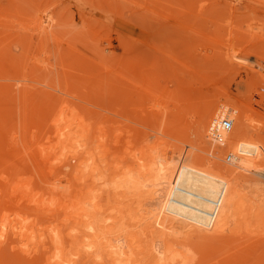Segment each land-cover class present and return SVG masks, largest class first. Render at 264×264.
<instances>
[{
    "label": "rangeland",
    "instance_id": "rangeland-1",
    "mask_svg": "<svg viewBox=\"0 0 264 264\" xmlns=\"http://www.w3.org/2000/svg\"><path fill=\"white\" fill-rule=\"evenodd\" d=\"M12 1H14V0H12ZM12 1L11 0H8V1L7 0H0V9H1L0 11L2 12L0 14L4 18L5 13H7V11H8L7 14H9L10 17L6 14L8 17L4 18V20L7 21V20L11 19L9 21V23L6 22L7 24H10L11 26H9L7 24L4 25L5 24V21H4V24L0 22L1 23L0 24V157L1 158H4V161L7 160V163L6 164L10 163L9 161H16V160L19 161L21 159L22 160H25V162H26V159L31 162V158L28 159L29 156H28V153L26 152V146L27 145H28V148L30 146L32 148V149L30 148V150L33 151V149L35 150L36 145H39L41 143H44L45 144L46 142H48V136H49V139L51 138L50 139V142H52L51 141L52 138L53 139L56 138L55 137L56 135H53V133L55 132L53 129L54 128L58 129V125H55L54 124L55 119L56 120L61 119V118H59L60 115L59 116L57 115L58 119L57 118H55V119L53 118L54 121L52 120V117H54V115H56L58 111L60 113L61 110H62V113H63V111H65L64 113L66 115L68 113H70L71 114L70 116H72V114H73L72 120H74V117L77 116V114L79 116L80 115L79 113H81L82 115L84 113L87 116L90 113L93 117L95 116L96 119H98L97 117H99V120H100L101 119V117H100L101 115L99 114V112H102V116H103L104 119L102 118L100 121L98 120L97 123L98 122H100V123L102 122L103 123V120H104V123H105L106 122L105 120H110V119H105L106 117L108 118L109 116L110 117H113L114 116L113 117L114 119L111 118L112 119V122L110 120V121L106 122L107 124H104L103 123L104 126L109 125V128L112 129L114 127L113 126V124H114L113 121L117 117V115H114L113 112H115V110L118 109V107H119L118 105L120 103L122 104L123 99H124L123 98L122 101L120 102L119 101V97L118 98H115V99H118V102H119L118 105H116L117 103L115 104V101L113 102V100L111 99V98H114L116 96L115 95L113 97V95H111V94H115V93H111V91H108V92L106 91V90H108L109 87H110L109 90H112L113 86L115 84H118L116 82L113 83L115 81L114 79H116V78H114V75L115 74L117 75V73H118L116 70H115L116 72L113 71L114 68L116 69V66L115 65H117V63H118V60H116V59H118V58H122L123 61H130L133 66L136 65V64H139L137 66H140V64H141L142 65L141 66L142 68L145 67L143 70H140V67H139V70H140V73L139 74L140 75H141V73L143 74V71L146 68H147V72H148V70L152 67L151 68V70L153 69L152 73H154V69L157 70L158 68L159 69H162L163 68L162 71H163V74H165V77H164L163 74L160 75L162 77H160L159 74H157L156 76H157V78H159L158 79L159 82L158 81L157 82L159 84H157L156 82H154V83H156L155 86H154V83H152V85H153V88L152 89H154V91H151V87L148 88L150 90V92H152V94H154V97L155 98L153 97V99H152V97L150 99H147V96L144 95V93H145L144 92L145 91L144 89H143L144 90L143 91L144 93L141 92L142 91L141 89L139 90V88H141V87L144 86V82L145 81L142 83L143 86H142V84H138V82L143 81L142 78L144 76L142 75L143 77H141L140 80H139V77H138V80L136 79L138 82H135V83H137L141 87L140 86L137 87L138 85H136L135 87L138 88V90L134 86L133 87L137 91L140 92V93L138 92L139 93V96H141V93H143V96L144 97L146 96L145 98L147 99V101H145L146 99H144V101L143 100H141V101L139 100L140 102L138 101V99H141V98L138 97V95H136V93H137L136 90L135 91L130 90V89H132V87H131L132 85L131 86L130 85L128 86V83L130 81L127 82V83H125L126 80H127L126 77H125V82L124 83L120 81L122 83L121 85L124 86V84H126L125 86H127V87H124L125 90H126V88H128V91L130 90V92H127V94L128 93H131V91L135 92L134 97L136 96L137 98L135 99L133 97V99H135V101L137 100V103H136L137 105L134 102H132L133 105H131L132 104L131 103V100H133V99H129L128 100V95L125 92H123V93H125V94H123L120 91V94H121L120 97H122V94L123 95H126L125 98L127 99V101H129L127 103V109L128 110H131L132 109L131 112H133V115H132L133 117H131V116L130 117H131V119L133 118L132 119L133 121L130 120V118H127L129 116L128 115H125V114L124 115L128 119L127 121L124 120V119H126L125 117L124 118L117 117L116 120L119 118V119H123V121L121 123H125V121H126V123L129 124L128 122H130L131 123V126L129 128H131L133 130H135L134 128H136V127L139 128V129L142 127V129H141L142 132L141 133H143V131H147V132H150V131L152 132L153 131V133H151V135H150V133H148L150 136L146 133L151 139L154 138V136L152 134H155V135L157 134L156 139H158V141H159L158 136L160 137V140L162 139V136H163V139L165 140V142L167 141L166 139H170V141H174L176 143L178 142L177 144L182 143V145L179 144L180 146L179 147H176V145L173 144L174 142H171V145L176 147V148L175 147H171V148H174L175 150H177V148H178V150L182 154V156H184L185 153H188L189 154L190 151H193V150H190V146H191V143H192V139L194 140V134L192 132V130L194 128L192 129V127L190 125H192V126L195 125V121H196L195 118H197V115H199V117H200V112H201L200 111V109H201L200 107H203V106H200V105L206 104V103H203V101L206 102V100L208 101V99L212 100V96L209 97V95L212 94V93L209 94V92H211L210 90L213 88L212 85H209V87L208 86H204V87L198 88V89H200V91H202V90L206 91V92H204V91L203 92H200L199 90H197V93L198 94L196 93V91H194V90H192L190 88H193L191 86L195 82L199 81L203 77V74H205L204 72H207L210 69H211V71L214 69V71L212 72L213 73V76L215 75L214 77H216V80L217 79L219 81L222 80L221 82H223V84L226 83L227 86L225 84L224 85L227 88L231 84L232 87H229V88L230 89L232 88L234 91H232V89L229 90V88H228V90L231 92L230 94L233 97V99L236 98L237 100H241L249 108H252L253 111H251V109H250V113L252 112L251 115H252L253 118H251V119H253V120L250 119V121H252V122L249 121V123H251V127L252 126H255V127L258 128V126H261L260 124H262V122H264V65H262V63H264V0H41V2L39 4L35 5L36 8H37V6H40V9H41V12H40V14L38 16V17H40L39 18V22L41 24H43L44 26L47 27V34H43L41 36H40V33L37 30H35L34 25H32V22L33 21H32V18H31L32 16L35 15V13H36V11H37L38 8L37 9L36 8L34 9V5L33 6L31 5L32 7H30V5L27 4L28 7H30V9H28L29 10L28 11L27 8H26L27 5L23 8V6H24L23 5L24 3H22L23 0H21V3L18 2V1H20V0H18L17 1V5L21 7V8H19V7L18 8L20 9V11L22 9V12H18V9L15 10V11H13L12 8L13 9L14 8L16 9L17 5H15L16 4L15 1L13 2V4H14L13 5L12 4ZM48 1L51 4H46L45 5V3H48ZM8 4H12V5H10L11 7H9ZM41 4H42V6H41ZM3 8H5L6 10H4ZM10 8H11V10H10ZM25 8H26V10L24 11L23 9H25ZM33 10H35V13L34 14H33V12H31ZM9 11H10L11 15H10ZM16 11H17V13H15ZM23 11L26 13V15L25 14H22L21 16H25L24 18H27L28 20L27 19H24L23 17L20 16V13H24ZM3 12H5V13H3ZM31 14H32V16H31ZM27 15L28 16L30 15L31 17L29 16L30 17L29 18V17H27ZM17 16H19L20 18L17 17ZM142 17L145 18V19L147 18V19L144 20ZM3 18L0 16V20L1 21L3 20ZM6 30H8V31H6ZM2 32H4V33H2ZM144 53H145V55L147 54V58L148 59H146L145 56H144V59H146V60H143L142 59L143 56H141V61L138 60L137 58H140V55H142V54L144 55ZM191 54H192V56H190ZM184 56L186 57V59H185ZM227 56H229L231 58V61H232V62L230 61L231 62V65L229 64L230 62L228 61L229 59L227 58ZM183 57H184V59L182 60ZM105 58H107V59H105ZM101 60H105V61H101ZM186 62H187L188 65L186 64ZM225 62H228V63H225ZM134 63H136V64H134ZM92 64H96L99 67L100 70L98 69V67H96V65H92ZM232 64L235 65V66H232ZM237 64H238V69L236 68V65ZM172 65H174L175 68H173ZM178 65H179V67H178ZM180 65L183 67L182 72H181V70L178 69V68H180ZM191 65H194V67L191 66ZM220 65H222V67ZM92 66H94V67H92ZM110 66H112L114 68H112ZM219 66H220V68H219ZM166 67H168V68H166ZM184 67H185V71L186 72L184 71ZM196 67H197V69H196ZM198 67H199L200 70L198 69ZM231 67L232 68L235 67L236 70H239L237 72V75H236V72H234V71H236V70H234L235 68L232 69ZM240 67L242 68V70H240L241 69ZM105 68H107V69H105ZM194 68H195V70H194ZM221 68H222V70H225V71H223V74L226 72L224 74V76H223V74L220 73V75H219V73H218V72H220L219 70ZM134 69H136V68H133V70ZM86 70H89V71H86ZM176 70L177 71H180L181 75H180L179 72H176ZM164 71H167L168 73L167 72H164ZM199 71H201V72H199ZM211 71H210V74H211ZM114 72H115V74H114ZM147 72L144 71V73H145L144 75H146ZM111 73H113V75ZM149 73H150V71H149ZM157 73H160V72H157ZM85 74H88V76L85 75ZM94 74H96L95 75L96 76L95 78H96L97 81L95 80L94 76L92 77V75H94ZM100 74L104 77L103 79H101L102 76ZM106 74L107 75H110V76H113V77H108L110 79V80H108ZM131 74H132V72H131ZM185 74H188V76H185ZM206 74H208V73H206ZM89 75H90L91 78L89 77ZM136 75H135V78H137ZM140 75H137V76H140ZM118 76L119 75H117L116 77L117 78H120ZM147 76L148 75H146V77ZM154 76H155V73H154ZM168 76H169V78H168ZM70 77H71V79H70ZM98 77H99V79H101L100 81H98V79H97ZM132 77L133 76H130L129 78L131 79ZM146 77H144V79ZM149 77H150V74H149ZM171 77H172V80H171ZM175 77H176V79H175ZM67 78H68V80H67ZM72 78H74V79H72ZM105 78H107V79H105ZM122 78H124V76ZM187 78H189V79H187ZM78 79H80V83H78V81H79ZM195 79H197V81H195ZM88 80H89L90 83L88 82ZM133 80L135 81V79H133ZM151 80H153V78ZM189 80L193 81L192 82V85H190L191 82ZM116 81L119 82V80H116ZM148 81H150V80H148ZM162 81H163V84L165 86L162 84ZM170 81H172L173 83L170 82ZM186 81H189V82H186ZM67 82H68V84H67ZM107 82H109L108 83L109 86L107 85V87H106ZM185 82L186 83H189V84H186ZM94 83H95V85H94ZM110 83H112L113 85L112 84L110 85ZM78 84H80L81 86L78 85ZM101 84H103V85L105 84V85L102 86ZM129 84H133L134 85V83H129ZM148 84H151V83H148ZM148 84H146V85L148 86ZM161 84H162V86H161ZM203 84H204V82H203ZM89 85H91V86L93 85L92 86L93 88L91 86H89ZM173 85H175V86H173ZM177 85H178V88L181 89V90H179L176 87ZM94 86H95V88H94ZM96 86H98L100 89L98 87H96ZM116 86L117 85H115V87ZM157 86H158V88H160V90H158V92L156 93L157 90L155 88ZM163 86H164V88H163ZM170 86H171L172 89L175 87L173 89V92H171L172 89L170 88ZM167 87H168V89H167ZM89 88L92 89V90H89ZM96 88H98V90L99 91L101 90V91L99 92ZM119 88H121L120 85H119ZM119 88H117L118 89L116 91L117 93H119ZM145 88H147V87H145ZM182 88H184V89H182ZM102 89H106V90H104L105 92H103L104 94H102ZM148 89H146V90H148ZM164 89L168 90V92L166 90H164ZM94 90H96L97 93ZM120 90H122V89H120ZM81 92H83V93H81ZM133 92H132V95H133ZM199 92H200V94H199ZM94 93H96V94H94ZM105 93H106V95H105ZM176 93H178V95ZM152 94L149 95V96H153ZM206 94H209V95L205 97ZM129 95H130L129 97H132L131 94H129ZM169 95H170V98H173L175 101H173V99L171 100L169 98ZM176 95H177V99L175 98ZM159 96H160V98H159ZM191 96H193L194 98L192 99ZM179 97L182 98V99H180ZM204 97L207 98V99H205ZM88 98L89 99L91 98L90 99V102L88 101L89 100ZM108 98H110V100L112 102ZM178 98H179V100H178ZM213 98H215V97H213ZM151 99H152L153 103H154V101H156L155 102L156 104L151 103V101H150ZM156 99H158L159 102ZM103 100H105L107 102L104 103L105 101H103ZM170 100H171V102H170ZM181 100H183L182 101L183 103L181 102ZM189 100H191V101H189ZM97 101H100V102L102 101L101 104L103 105V103H104L105 106L104 105L103 106L99 105L100 103L97 104ZM229 101H231V100H228L227 103L230 104ZM92 102H93V104H92ZM73 103H75V105ZM94 103H96L98 106L95 105ZM112 103L115 104V109H114V106H113L114 104H112ZM125 103H126V101L123 104H125ZM139 103H141V106H140ZM143 103H145L144 104L145 106L142 105ZM179 103H180V105H182L181 106L182 108L179 107L180 105L179 106L177 105ZM191 103L193 105L194 104L195 105L197 104L200 109L197 107V105L196 106L195 105L193 106V105H191ZM107 104L109 105V108L107 107L108 106ZM129 104H130V107L133 106L132 108L129 107L130 109L128 108V105ZM157 104H160V107L159 108L157 107L158 106ZM161 104H163L162 105L163 108L167 104L164 112L162 111L163 109L161 107ZM231 104H232V101H231ZM82 105L85 106V109L83 108ZM110 105H112L113 107L110 106ZM125 105H123L121 107H123L126 111H128L124 107ZM154 105H156L157 110H159V111L161 110L162 111L160 113H163L164 114V115L162 114L160 116L162 118L164 117L163 119L158 117L159 116V111L157 112L156 107L154 108ZM87 106H88V108H86ZM116 106H117V108H116ZM192 106L194 108L195 107L196 108L193 110ZM110 107H112V108H110ZM141 107H144L145 109L144 108H141ZM146 107H147V109H150V107H151V109H153V108L154 109L153 110L150 109L151 110L150 111V110H146ZM185 107L188 110H189V108H190V110L192 109L191 110L192 113L190 112L191 113L190 114L188 112V110H186L187 112L185 111V113H184L182 110H185L184 109ZM74 108H76V109H74ZM81 108H83L82 110L84 112H81ZM139 108L144 109V110L141 111V109L139 110ZM170 108H171V110H170ZM97 109L99 111H97ZM106 109H108V110L110 109V110L108 111ZM121 109L119 107V111ZM135 110H137V113H138L137 115L139 117L138 116L136 117V115H134V114H136V111ZM167 110H168V112L171 111V113L167 114L168 112H165ZM172 110L174 111V113H178L177 114L178 122H177L176 118L173 119L174 117H176V115L174 113H172L173 112ZM197 110L200 111V112H198ZM116 111H118V110H116ZM124 111H122V112H124ZM147 111H148L149 114L146 113ZM104 112L107 113V114H105ZM140 112H142V113H140ZM64 113L62 114V115H64L63 117H66L67 118V116L69 114L66 116ZM125 113L127 114L128 112H125ZM129 114H131V113H129ZM140 114H141V116L143 114H146V116L143 115V116H145L144 119H143V116H142L141 122H143V123H141V122L138 123V121H140V119H141ZM150 114H151V117L149 119L148 116H150ZM173 114L175 115L174 117H173ZM179 114H181V115L185 114L186 117L187 116L188 117L186 118L183 115L184 116L183 117V121L180 122L179 119L181 118L180 117L181 115L179 116ZM195 114H196V116H195ZM96 115H98V116H96ZM169 115H171V116H169ZM78 116H77V118L75 117V119L78 120V118L81 115L79 117ZM60 117H62V116H60ZM84 117L85 116H83V118ZM154 117L155 118L158 117L160 120L158 118L157 119H153ZM66 118H63V119L66 120ZM81 118H82V116H81ZM87 118H85L86 121L88 120ZM151 118L153 120H155L154 122L152 121V124H151V120H152ZM168 118H170V119H168ZM171 119H173L175 121H173V120L171 121ZM192 119H193V121L190 122ZM197 119H199V118H197ZM65 120H63L62 122H64ZM67 120H68V118H67ZM69 120H71V117L69 118ZM72 120H71V123H73ZM77 120L75 121V123L77 122ZM82 120H84V119H82ZM89 120L92 121V122H94L93 119L91 120V118ZM118 120H117V123H119V124H116L115 123V125H116L115 127L116 128H117V125L119 126L121 124L120 123L121 120L119 122H118ZM136 120H137V122H136ZM156 120H157V122H159L161 120H164V121H162V123L164 125H162L160 122H159L160 123V125H159V123H157ZM167 120L168 121L170 120L169 121L170 123ZM180 120H182V119H180ZM66 121H65V124H66ZM80 121L78 120V124L81 123ZM86 121L85 120L83 121L84 122L83 125H85V123L88 125V123ZM144 122H146V123H144ZM164 122H166V124ZM174 122L176 124H174ZM186 122L187 123L190 122V124L189 123L187 124ZM67 123H68V121H67ZM71 123H68V124H71ZM75 123L71 124L72 126L71 125L70 126L73 127V125ZM97 123H96V125H97ZM111 123H112V126H111ZM136 123H138V124H136ZM149 123L151 124V126H148ZM156 123H157L158 126L153 125V124H156ZM168 123H169V126L171 128L167 127L168 126ZM171 123H173L175 126L173 124H171ZM61 124L63 125V123H61ZM139 124H141V125H139ZM144 124H145L146 127H144ZM83 125H80L79 124V126H82V127H84L86 129L87 127H85ZM165 125H167V126L165 127ZM61 126L59 124V128L62 130L64 128V125L62 126L63 128ZM94 126H95V123H94ZM163 126H164V130H163ZM185 126H187V127L189 126L188 127L189 129L186 128ZM249 126H250V124H249ZM100 127L101 126H99L98 130H95V128H94V133L93 134H95V132H97L96 135L99 134L98 131H100ZM115 127L113 129H116ZM124 127H128V126L124 125ZM151 127L152 128L157 127L156 129H158V127H159V130H157V131H156V129H154L155 131L154 130H151L152 129ZM92 128L90 127V129H92ZM107 128L108 127H105L104 129H107ZM167 128H169V129H167ZM60 129H58V130H60ZM65 129H67V131L70 130L69 128H66L65 127L63 129V131ZM88 129H89V127H88ZM104 129H103V131H104ZM143 129H145V130H143ZM160 129H162L166 134L164 133V135H161V134H163V132L161 134L158 133V131L159 132L162 131V130L160 131ZM45 130L47 132L46 135H45ZM71 130H73V128H71ZM78 130L79 129H77L76 132H78ZM80 131H79L78 134L76 132L75 133L77 135L83 133V132L80 133ZM90 131H92V130H90ZM103 131L102 132L100 131L101 134H104L105 133ZM105 131L109 132L111 130H105ZM113 131L114 130H112V132ZM122 131L125 132V130H122ZM130 131L131 130H129V132ZM177 131H179V133ZM184 131L186 132V135H188V136L184 135V133H185ZM49 132L54 137L51 134H49ZM134 132H136V131H134ZM114 133L116 134L115 131H114ZM125 133L128 134V132H125ZM169 133H171V135H173V137L170 136L171 137L170 138L169 136H167V135H170ZM176 133H178V134H176ZM54 134H57V133H54ZM93 134H92V136L94 137ZM108 134L109 133H107V135ZM129 134H131V133H129ZM139 134H140L139 132L138 133H135V135H138L139 137H140V135L141 136L143 135V134H140V135ZM144 134H145V132H144ZM44 135H45V137H44ZM50 135L52 137H50ZM96 135H95V137H96ZM107 135L105 134L103 137L101 135H98V136L101 137V138H103L104 140L105 139H108L109 140L111 138L112 134H109V136H110L109 138L107 137ZM89 136H90V132H89ZM98 136H97V139L96 138H93V137H90V138L96 139V140H94V142H91V143H90V141H92L93 139L91 140L89 138L90 141H88V138H87V140H85V142H84V141H82L83 138H82V140H80L81 138H79V140L82 141V142H80V144L81 143L82 144L83 143L87 144L86 141H88L90 143V145H89L90 149L89 150L93 151L94 147H96V146L98 147V144H95V142H99L100 141V140H98L99 139ZM123 136H124V133H123L122 137ZM151 136H153V137H151ZM104 137H106V138H104ZM133 137L135 138V136H133ZM164 137H166V138H164ZM191 137H192V139H191ZM112 138H113V136H112ZM126 138H129L130 139L132 137L131 136L128 137V135H126ZM134 138H132V139H134ZM143 138H142V140L141 139L140 140L143 141ZM146 138H147V136L145 137V139ZM173 138H174V140H173ZM177 138H182V139L176 140ZM186 138L187 139L189 138V139L187 140ZM103 139H101V141ZM156 139H155V141L154 140L153 141L156 142L157 141ZM36 140L38 142H41V143L38 144V142H37L35 144L34 142H36ZM40 140H42V141H40ZM112 140L115 141L114 138ZM112 140L110 139V141H109V142H111L110 144H112ZM134 140H131V141L133 142ZM136 140H138V141H136ZM136 140L135 141L138 142V146L141 145V147L139 146L140 147L139 149H141L142 146H143V149H141V150H144L145 152L148 151L147 153H145V156L146 157L143 159V161L141 160L142 162H144L145 160H147L149 158L147 156L150 155L149 152H150V149L152 150L153 145H154V147H153V150L152 151H153V153H155L154 151H156V149L154 150V148H157L163 142L162 140H161V143H159L157 141L156 143L158 145H156L154 142H152L153 145L150 144L149 145V148H148V143H149L150 140L148 139L149 141H147V139H146V141L148 143L146 141H144V143L145 142L147 143V148H144V145L145 144H143V142L140 143L139 138L136 139ZM186 140H187V142H186ZM190 140H191V142H190ZM183 141H185L186 143L184 144ZM53 142H57V139H55ZM103 142H105V141H103ZM109 142H107V143L105 142V145L102 144L103 147L101 149H98V150L96 149L97 151H100V153H101V154L100 153L98 154L99 157L100 156L102 157V158L100 157V160L101 161L103 159H105V156H106L105 161L109 157V154L108 153H106L108 156L106 154H103L106 151L105 152H101V151H104V150H108L109 149V146H110ZM132 142H130V143H132ZM136 142L135 143L133 142V145L136 144ZM32 143H34L35 146L32 145ZM168 143L170 144V142H168ZM24 144L26 145L25 147H24ZM46 144H48V143H46ZM78 144H79V142H78ZM91 144H94V146L91 145ZM108 144H109V146H108ZM187 144H189V148H187L188 147ZM136 145H135V147L137 148L138 146H136ZM166 145L167 144L161 145V146H159V148L161 149L162 146H165L163 148V149H165L166 148ZM40 146H42V145H40ZM46 146H43V147H45V149H46ZM100 146L101 145H99V147ZM105 146L108 147V149H105L106 148ZM183 146H184V148H182ZM89 147L87 146V150H88ZM114 147L116 149V146H114ZM77 148H79V147L77 146ZM111 148H113L112 145L110 146V149L109 150H111ZM133 148H132V152L131 153L129 152L128 154L131 155L134 152L133 150H135V153L138 152L137 154H140L139 152L142 153V151H139L138 148L137 149L136 148L133 149ZM159 148H157V149H159ZM192 148H193V144L191 146V149ZM115 149L114 150H111V151H113V152L114 151H117ZM117 149H118V146H117ZM124 149L125 148H123L122 150H124ZM128 149H129V147H128ZM146 149H149V150H146ZM188 149H189V152H187ZM185 150H187V151H185ZM50 151L52 152V150H50ZM57 151L59 152L58 149H56V151H53L52 152V155L53 156L57 155ZM88 151H87V153L88 154H91ZM128 151H131V150L129 149V150H127V152ZM33 152H35V153H33ZM33 152L32 153L34 155H33L32 160L34 161L36 159V157L39 158V156H38L39 155V152L37 153V149L35 151H33ZM96 152H94V153H96ZM157 152H158V150H157ZM228 152H226V154ZM135 153L133 155H136ZM153 153H152V155H153ZM156 153L154 154V161L155 162H158V160L160 159V154L158 153L159 155H157V157H158L157 158L155 156ZM88 154L85 153V155H87V157H89ZM102 154H103L104 157L102 156ZM128 154H127V156H128ZM142 154H144V152ZM146 154H148V155H146ZM111 155H112V153H111ZM114 155L116 156V153ZM140 155H139V157H137V159H136L137 161H140V158H141ZM58 156H59V154L57 156H55V157L58 158ZM95 156H96V154H95ZM95 156H93V159L95 158ZM112 156H110V159L111 160L112 159H115L114 158L115 156H113V158H112ZM129 156H128V158L130 160V157ZM161 156H162V153H161ZM55 157L54 158L53 157H50V158H53V159H51V160H53V162H54V159H56ZM132 157H133L132 159L135 158L134 156H132ZM18 158H20V159H18ZM38 158L35 160L34 163L33 162L31 163V166H30L31 169L29 168V166L27 165V163L25 164V167H23L24 166V163L23 162H17V161L15 162L16 164H18V166H20L22 164V167L20 166V169H19L23 173V177H21V179L27 180L29 177H32V181L35 182L36 181L35 180L36 177H38L36 175H40L39 172L43 173V175L41 174L40 177L42 176L41 178H43V179L45 178L46 181L43 180V179H40V178H39L40 179V181H39V179L37 178L38 181H36V182H38V183H35L33 185V186H35V185L37 186L38 185L37 188H40L41 187L40 188L41 190L38 189V193L37 194L38 195L40 194V197L41 198H44V196H45V198H47L46 197L47 194H48L47 196L49 197V195H51L50 193H54L55 192V195L56 194H59V195L56 197L54 194H52L51 196L56 197L59 203L57 202L56 198L54 199L52 197L55 200L54 201V204H55V202L57 203V204H55L53 206H57L58 204L60 206L61 203L62 204L64 203L65 207H64V205H62V207L64 208V210H66V209L69 210L70 208L67 207L68 206L67 204L70 203V200L73 201V198H72L73 195L72 194L75 193L74 186H75V184H77L76 187L79 186L80 184L78 185V182L80 183V181L78 179H76V178H74V179L72 178V180H70L71 178H69V179L67 178L68 180H66L61 175V173H59L60 170H58V169H61V165H59V164L57 165V171H59V172H57V171L56 172H53L54 175H55V177H54L53 173L49 171L48 166H46L47 163H48V161H47L46 164L44 163V161L41 163L39 161V160H41V158L40 159H38ZM60 158H63L62 160H64V157H60L59 156V158H58L59 161L61 160ZM138 158H139V160H138ZM95 159L93 161H96ZM110 159H109V161H110ZM132 159L130 160V162H132V163L129 162L128 164L129 165L133 164V165H131L132 167L133 166H136L135 164L138 165L139 162L134 163L135 162L134 161L135 159L134 160H132ZM37 160L42 164V165H40V168H41V170H43V172L40 171V168L37 166V165H39V164H37ZM48 160H50V159H48ZM100 160L96 161V163H99ZM129 160H127V161H129ZM89 161H91V159ZM101 161H100L101 165L99 164L100 165L99 167L103 166V168H104V165H106L105 166L106 167L105 169L108 170V166L109 165L107 166V164H110L111 162L110 163L107 162V164H106L105 161L103 160V164L104 163L105 164L102 165V162ZM112 162H114V160ZM43 163H44V165H43ZM114 163H112V164H114ZM13 164H14V162H13ZM13 164H11V165L9 164V165L4 166V169H6L5 167H8V169H10L11 168L10 166H13ZM16 164H14L15 165V169H18V166L16 167ZM33 164H35V165H33ZM3 165L2 166L0 165V166L3 168ZM43 166H45L46 168H44ZM13 167H12V170L11 171L6 169L8 172H6V170L5 171L3 170L4 171L3 172L2 171V168L0 169V171H2V172H0V174L2 173V175H3V176L1 175L2 176L1 177V180L2 179L4 180V181H1L0 180V185L2 187V188L1 187L0 188L3 189V190H5V191H7V189H9L10 186H11V184L9 185V183L10 182L12 183L14 181V180L10 181V179L12 178V176L14 174L16 176V173L13 172V169H14ZM111 168H114V167L112 166ZM111 168H109V170ZM101 169H102V167H101ZM105 169H103V171L101 170V174L102 173L104 175L106 174L105 175V178L102 177L103 178L102 179L101 178V176H102L101 174H99V175L97 174L98 176H96V177L98 179L95 178L96 181L99 180L97 183H98V185L101 184L100 185L101 188L103 186H104L103 189L106 188L103 191V194H106L108 196V197L105 198V195H103L101 193L102 190L101 191L97 190L98 192H100V194L97 192L100 195V197H98V198L102 202V204H101L98 201V204H99L98 206L100 207V209L106 208V209L103 210L102 213L104 214V212H105L106 214H104V215L107 216V217H109L110 211H111L112 208L109 209L110 211L108 210V208L109 207H114L115 204L117 203L116 204V207H114L115 209H112V211H111V215L113 214V211H114V214H113L114 217H117V218H118V216L121 217L122 212H123V214L124 213L126 214V212H127L126 211V208L127 207H129L130 210H131V208L133 209V212L132 213H134V210L136 212H138L139 209H141L143 211H144V209L145 210H148L149 211V216H150L151 215L150 214L151 211L148 208L149 205H150V203H149V205L147 207L148 209H146V206H145L147 204H144L143 205L144 206V209H143V207H140L141 204H142V202L143 203L144 202L148 203L149 201L145 199L146 198L145 195H142L141 194V196H144V198L143 197L141 198L140 195H138V194H140L137 191L138 189L137 190L134 189V191H132V193L131 192L130 193L128 192L131 195H133L134 193H138L137 195L140 197V200H138L140 202V204H138V205H140V206H138V209L137 210H136V208H137L136 205H132V204H135V201L133 203V200L134 199L133 198H130V197H129L130 199H133V200H131V202L129 201V199H126L127 201H125L124 199L121 198L122 199L121 200L120 197L117 196L118 200L117 201L115 200L116 201V203H115V201H114L115 195H113L114 192H113V194H111V192H110L111 190L110 189H111V187L114 188V186H116V184L115 185L112 184L111 187L109 186V184H110L109 181L112 182V180L114 179V174L112 172L113 170H111V172H109V174H108V171L105 170ZM135 169H137V168H135ZM38 170H39V172H38ZM100 170H98V171L100 172ZM9 171L12 172V174H10ZM15 171L18 172V170H15ZM104 172H106V173H104ZM8 173H9V176L10 177L7 176ZM137 173L135 172L134 174H137ZM18 174H17V176H18ZM107 174L108 175L111 174L112 176L110 175V177H112V178H110V177L107 178V176H108ZM51 175H52V177H51ZM5 176L7 178H5ZM17 176H16V178H17ZM24 176L26 178L27 177L28 178L25 179ZM137 177L142 178L140 175L139 176L137 175ZM16 178H14V179L16 180ZM53 178H55V179H53ZM99 178H101V179H99ZM58 179L61 180V181H59ZM104 180L106 181V183L108 185V186L106 185V187H105V185L102 186V184L105 182ZM138 180H140V179H138ZM141 180L143 181V179H141ZM7 181H9V182L7 183ZM18 181H19V179H18ZM57 181H59L60 183L62 181L66 182V183H62V185H64V184L66 185L67 184V181H68V185H71L69 183H72V181L74 182L73 183L74 186L71 185L73 188L71 186H68V185H66V187H65L66 188V191H68V190L70 191L68 193V195H67V193L66 194L65 193L64 194H60L59 193V191H58L59 190L58 189L59 187L58 186H60V185L57 183ZM153 181H154L153 175H149V177H146V175H144V182L145 183H148L149 182L151 184ZM15 182H17V180ZM53 182H55V183H53ZM99 182H103V183H99ZM4 183H7L6 184L7 186ZM46 183H48V184H46ZM50 183H52V184H50ZM149 183H148V185H149ZM50 186H51V188H50ZM52 186L53 187H58V188H56V189L54 188L53 189ZM46 187L47 188L49 187L48 189H51V190L46 189ZM80 187H81V185L79 186V189H80ZM107 187H109V189ZM147 187L150 188L151 186L149 185ZM42 188H43V190H42ZM62 189L64 190V187H62ZM62 189H60V192L61 193H62V191H61ZM144 189L146 190V188H144ZM113 190H115V188ZM41 191H42V194L39 193ZM107 191H108V194L106 193ZM70 194H71L72 197L70 196ZM65 195L68 198H70V199L69 200L67 198L65 199V197H66ZM110 195H113V198L114 199H111V201L109 200V202H108L106 200L108 198H112V196H110ZM137 195H136V197H137ZM102 196H104V197L101 199ZM58 197H60V199ZM47 199H49V198H47ZM63 199H65V201H67V203L65 201H63ZM137 199H139V198L137 197ZM47 201H49V200H47ZM72 201H71V203H72ZM104 201H105V204L107 203L106 204L107 205L106 207L104 206L105 204H103ZM122 201L124 203L126 202L127 204H123ZM138 201H136V202H138ZM113 202L115 203V204H113L114 206L112 205ZM118 203H120V205ZM87 205H89V204H87ZM117 205H119L120 209L117 208ZM124 205H126V208H125ZM91 206H89L88 209H92V208H90ZM102 206H103V208H101ZM121 206H122V208H121ZM151 206H152L151 210H153V207L155 206V204L153 203V205H152V203H151L150 207ZM34 207L35 206H33V205L30 206V207L27 206L28 212L31 211L32 214L34 213L33 216H32V214H28V216L29 215L32 216L31 219L34 218L33 220L35 222H36L35 219H37L38 221H46V220L49 219V217L42 218V216H39L38 213H36L34 211ZM57 207H54L53 209L51 208V210L53 212H55V213H60V212L61 213H64V210L61 207H60V209L63 210V212L62 211H59L60 209L58 210V212H57V210L54 211V209L55 208L57 209ZM123 208H125V210H123ZM129 208H127V210ZM117 209H119V211ZM121 209L123 211H120ZM106 210H107V212L109 211L108 214H107ZM116 210L118 211L119 214L117 213ZM52 211H49V212L52 213ZM140 211H139V214H142L143 211H141L142 213H140ZM148 211H146V213L144 212L145 213V217L148 215L147 214ZM120 212H121V214H120ZM129 212H131V211H129ZM136 212L134 213V215L132 213L130 214V215H132V220L131 221L133 223H135V226H137V224H138V226H140L139 227L140 232H139V230L138 231L137 230H134V227L135 226L132 225L133 223H131V225L129 223H127V220L126 219L128 218V221H129V217H130V216H128L129 215L128 212H127L126 215L125 214L122 215V217L123 216L124 217L127 216V218L126 217L125 218L123 217L126 220V222H124V224H125V227L126 228L129 227V226H131V228L130 227L127 228L128 230L125 229L124 225H122L121 222L118 223V224H114V229L116 228L115 230L116 231L119 230V232H116L115 231L114 234H112L113 237H115V235L116 236L117 235L119 236V235L123 234L124 231L125 232L130 231L131 233L128 232L129 235L127 233H125V232L124 233L127 234L128 236L132 237V238H129L125 234H124V236H126L127 238H122L121 236H123V235H121L119 237L117 236L118 240H120V242H123L124 241V244L125 245L128 243V242H126L127 240H125V239H128L129 238V242L132 245V247H131L130 246V243H129V245L127 244L126 246H124V244H123L124 249L126 251L124 254H126V256L124 258L123 257L124 254H123L121 256L122 257L121 260L122 261H125V260L128 261L127 259H129L130 258L129 256H131L132 261H134V259L136 260L133 264H136V262H138L137 264H139L140 261L142 262L141 264H156L158 262L160 264H165V263L168 264L169 262H165L167 259H164V257H163L164 254L157 255V256H159L158 257L159 260H155L156 257H154L155 258L154 259L155 261L154 260L151 261L153 258H147L148 255L146 253L148 251L152 250L153 245L156 243L155 241L158 242V240H155L156 239L155 238V239H153V242H150V241H152V239L149 237L151 240L149 239V241L148 240L147 241H148L149 244L152 243V245L150 244V247H152V248L149 250L148 248H150V247H149L148 243L146 244V241H145V239H146L145 237H148V235H146V234L143 235V233L146 230L144 231L145 227H144V229L141 227L142 226L141 223H143V221H142L143 219H141V217L144 216V213L141 215V217H140V215L139 216L137 215V217H136V215H135V214H137ZM9 214H11V213H9ZM103 214H99V219H100L99 220V222H100L99 225L100 226H104V225L107 226V224L108 223L110 224L111 222L106 221V219L102 220L105 217V216H103ZM133 216H135L137 219L135 217H133ZM123 218H122V220H123ZM58 219L60 220V217L58 215L54 217V220H58ZM130 219H131V217H130ZM134 219L137 220V221L135 220L137 223L134 221ZM138 220H140V224L141 225L138 223L139 222ZM109 221H111V220H109ZM55 222H57V221H55ZM66 223H68V222H66ZM239 223H240V221H239ZM69 224H65L66 225V227L64 226V228H65L64 231L65 232H67L68 229L72 227L71 222ZM240 224H241L240 227H242V223H240ZM67 225H69L71 227H69V226L67 227ZM126 225H128V226H126ZM231 225H229L228 228L231 227ZM120 226L124 227V229L121 228ZM237 227H239V226H237ZM254 227L255 226L252 227L253 229L252 228H247L246 232L244 231L245 229H243V227H242L241 229L243 230V233H240L241 232L240 230H236V231H238V233L240 235L241 234H242V236L245 235L241 239L239 237V239L241 241L240 240L239 241L237 240V237L238 236L235 238L238 241L237 244L239 245V246L236 245V247L238 246L240 248H243V250L244 249L245 250H244V252H242L243 250L241 251L239 248L234 247L238 251L240 250L241 253H242L241 255L244 256V258L243 257L241 258L240 257L241 255H239V258L240 259H238V260H240V262L235 261V260L233 262V261L230 260L234 264H264V251H262V250H264V245H262V244H264V238H262V237H264V233H262V232H264V229H262L264 227H262V228L259 227V229L256 228V227L254 228ZM66 228H68V229H66ZM118 228H120V229H118ZM114 229H113V231H114ZM136 229H137V227H136ZM236 229H238V228H236ZM230 230H232V229L229 228V233H230ZM260 230H262V231H260ZM226 231L228 232V230H226ZM226 231H225V235H227V234L229 235V233H226ZM253 231H254V233H253ZM132 232L135 235L132 234ZM233 232L235 234H237V232H235V231H233ZM247 233H250V235L248 234L250 237L247 236ZM131 234H132V236H131ZM136 234H140V235H138L139 238L138 237H136V238L140 239L141 241L140 240H136V238H134L136 236ZM141 236H142V239H144L145 243L140 238ZM231 236H232V234H231ZM231 236L230 237L229 236H226L225 237L226 240L225 241L223 240L224 243L228 240V238H230L231 241L233 242L234 238L232 240ZM235 236L236 235H233V237H235ZM256 237H258V238H256ZM119 238H122V240L119 239ZM37 239L38 238H35V239L33 238V241H31L32 240V238H31V240H29L27 242L24 240L27 243V246H25V247H23L21 245H20V247L19 246L13 247L12 244H8V243H10V240H8V243L6 242L3 246L0 245V252H1L0 253V257H1V261L2 262L4 261L3 264H5V263L6 264H28L29 262H30L29 264H43L42 260H43V258L45 256V255H43L44 254V250H45L44 249V246L47 245V244H45V242L46 243L49 242V239L46 237L47 240H43L44 242H42L40 240L41 238L38 239L39 241ZM43 239H45V238H43ZM192 239L194 240V238H192ZM179 240L180 241L181 240L184 241V238L183 239L180 238ZM179 240H177V241L175 240V241L176 242H179ZM36 241H38V244H37ZM40 241L42 242V245L39 244ZM131 241L133 242V244L135 246L138 245V249H137V251L135 253H134L133 250L134 249L136 250V247L132 244ZM135 241H137V242L140 241L142 244L147 245V247H146L147 249L145 247L143 248L144 245H141L140 242L137 244ZM187 241H184V242H187ZM223 241H222V243H223ZM160 242L161 241L159 240V242L157 243V246H158V244L160 245ZM195 242L193 241L192 243L195 244ZM218 242H220V241H218ZM228 242H226L225 244L227 245ZM173 243L175 244V242H173ZM189 243H191V242H189ZM231 243L229 242L228 245L231 244ZM181 244L182 243H180V245H178V247H177V250L179 249V251H178V254L179 255L176 252L177 250H175L177 245L176 246L173 245L175 248H173V250L171 252H167L169 254V256H167V258L171 260V261L169 260L170 261L169 264H176L177 261H178L177 264H195V263H198L199 259L201 261V259H202L201 257L202 256L205 257L204 258L205 261H203V263H198V264H215L214 263L215 261L218 262V263H220L221 261H224V260L218 261V258L219 259H222V258L224 259V256H225L224 264H225V262H226V264H229L227 262L229 261V259L231 258V256L234 254L229 249L230 251H226V252L227 253L230 252V255L232 254L231 256L229 254H228V256H226L224 253H223L224 256L222 255L223 257L217 256L216 255V252H218V250L220 251L221 249H223L220 246L222 245V247H224L223 246L224 244H221L220 246H217L219 244L218 243L215 246H210V252L209 253H208V249H209L208 247H209V245H208V247H207V245L205 246L208 249H205V247L203 248L202 245H201L202 247L199 245L200 247H198V248H199V252L200 253L198 252L199 253L198 254L199 257H196L197 256V253L196 252L190 253L189 255H186V253H188V252H185V250H184L185 253L183 254V251L181 250L183 244L182 245ZM193 244H191V246ZM233 244H232V246H235ZM38 245H41V247L39 246V248H41V249H39V248L37 249ZM127 246L130 247V248L128 247V250H127ZM139 246L140 247L142 246L140 248L141 250H139ZM162 246H163V244H162ZM179 246H181V247L179 248ZM189 246L190 245H187L186 246V243L183 245V247L186 248V249H189L188 248ZM216 246L217 247H220V249L216 248ZM244 246H246L248 249L245 248ZM21 247H23L24 250ZM35 247H36V249H35ZM194 247H195V245H194ZM214 247L216 248L215 250L212 249ZM15 248H16V250H15ZM17 248H18L19 251L17 250ZM196 248H197V246H196ZM201 248L203 249V251L206 250L207 253L204 252L205 253L204 254L205 256L202 253L203 251L201 252V250H202ZM224 248H227V247L225 246ZM234 248H231V249H234ZM27 249H28V251H27ZM130 249H131V252H130ZM190 249H191V247H190ZM190 249H189L190 252H193L194 251V250H190ZM144 250L146 251V253H145ZM237 250H234V251H236L235 253L237 255V256H235L236 259L238 257V254H237L238 251ZM246 250H247V253H246ZM141 251H144V252H142L143 254L141 253ZM180 251L182 252L181 254H180ZM211 251H213V252H211ZM138 252L140 254H142V255H140V257H138V254H139ZM127 253L129 255H127ZM218 253H220V252H218ZM132 254H134V255H132ZM166 254H165V257H166ZM192 254L195 255V258H193V259H196V258L198 259L199 258L198 261L197 260H194L195 261L194 262L192 260V258H189V257H191ZM220 254H218V255H220ZM12 255H14V256H12ZM170 255H171L172 258H169ZM214 255H216L218 258L215 257ZM71 256L72 255L69 256V254H68L66 257H71ZM143 256H145V257H143ZM209 256H210V258H208ZM5 257H6V259H5ZM160 257H162V259ZM187 257L190 260H188ZM227 257L229 258V259H227L228 261H226V258ZM233 257H232V259H233ZM142 258L143 259L145 258L146 261L143 260ZM183 258L186 259V260L184 262H181V261L184 260ZM172 259H173V261H172ZM178 259L179 260L181 259V261H179ZM209 259H210V261L207 262ZM2 262H0V263L2 264ZM233 263H231V264H233ZM79 264H84V263L80 262Z\"/></svg>",
    "mask_w": 264,
    "mask_h": 264
},
{
    "label": "bare ground",
    "instance_id": "bare-ground-1",
    "mask_svg": "<svg viewBox=\"0 0 264 264\" xmlns=\"http://www.w3.org/2000/svg\"><path fill=\"white\" fill-rule=\"evenodd\" d=\"M8 1V0H7ZM12 1V0H11ZM15 1V5H17V1L18 0H14ZM14 1H12V4H13V2ZM24 1V2H23ZM22 1V3H24L22 6H23V8L28 4V5H30V7H32L33 5H34V9L36 8V6L35 5H37V4H39L40 2H41V0H23ZM18 2H20L21 3V0L20 1H18ZM44 2V1H43ZM3 3V2H2ZM26 3V4H25ZM12 4H8L9 5V7H11L10 5H12ZM46 4H51L49 1H48V3H45V5ZM14 5V4H13ZM28 5H27V10L28 9H30V7H28ZM32 5V6H31ZM3 6V5H2ZM41 6H42V4H41ZM6 7V6H5ZM21 8L20 6H18L17 5V7H16V9L14 8H12V10L13 11H15V10H17L18 9V12H22V9H21V11H20V9L19 8ZM49 7V6H48ZM26 8L25 9H23L24 11L26 10ZM38 8V9H37ZM37 11H36V13H35V10H33V11H31V12H33V14L35 13V15L34 16H32V14H31V18H32V25H34V28H35V30H37L39 33H40V36L41 35H43V34H47V27L46 26H44L43 24H41L40 22H39V18L40 17H38L39 16V14H40V12H41V9H40V6H37ZM4 10H6L5 8H3ZM1 10V9H0ZM3 10V11H4ZM8 10V9H7ZM10 10H11V8H10ZM12 11V12H13ZM23 11V12H24ZM29 11V10H28ZM43 11V10H42ZM30 12V13H31ZM0 13H2L1 11H0ZM3 13H5V12H3ZM7 13H8V11H7ZM7 13H5V15L7 14ZM9 13H10V11H9ZM15 13H17V11L15 12ZM22 14H25L26 15V13L24 12V13H20V16L22 15ZM28 14V13H27ZM4 15V18H6V17H8L9 16V14H7L6 16ZM10 15H11V13H10ZM0 16L3 18V16L0 14ZM28 15H27V17H29ZM10 17V16H9ZM12 17V16H11ZM17 17H19V16H17ZM21 17H25V16H21ZM29 17V18H30ZM46 17V16H45ZM4 18H3V20L1 21L0 20V22L1 23H3L4 24V21H5V24L4 25H6L7 23L6 22H8L9 23V21L11 20V19H9V20H4ZM20 18V17H19ZM18 18V19H19ZM57 18V17H56ZM143 18V17H142ZM141 18V19H142ZM8 19V18H7ZM24 19H27V18H24ZM58 19V18H57ZM144 20H146L145 18H143ZM28 20V19H27ZM31 20V19H30ZM16 22V21H15ZM0 23V24H1ZM18 24V23H17ZM23 24V23H22ZM21 24V25H22ZM7 25H9V26H11L10 24H7ZM13 25V24H12ZM20 25V24H19ZM6 31H8V30H6ZM5 31V32H6ZM52 32V31H51ZM50 32V33H51ZM2 33H4V32H2ZM8 33V32H7ZM5 35V34H4ZM3 36V35H2ZM141 56H143L142 57V59L143 60H146V59H148L147 58V54L145 55V53H144V55L142 54V55H140V58H137L138 60H140L141 61ZM144 56H145V58L146 59H144ZM153 56V55H152ZM151 56V57H152ZM187 56V55H186ZM190 56H192V54L190 55ZM189 56V57H190ZM185 57V56H184ZM184 57L182 58V60L184 59ZM194 58V57H193ZM227 58L229 59L228 61L230 62L231 61V58L229 57V56H227ZM105 59H107V58H105ZM185 59H186V57H185ZM188 59V58H187ZM116 60H118V63H117V65H115L116 66V69L114 68V67H112V66H110V67H112V68H114L113 69V71H117L118 73H117V75H119L118 77H120V78H117L116 76V74H115V72H114V78H116V79H114L115 81L113 82V83H118L119 85H120V87L121 88H119V85L118 84H115V85H117L116 87H115V85L113 86V88H112V90H109L110 89V87L108 88V90H106V89H102V94H104L103 92H105L104 90H106L107 92L108 91H111V93H115V94H111V95H113V97L114 98H111L112 100H113V102L115 101V104L116 105H118V99H115V98H118L119 97V101L121 102L122 101V99H123V102H122V104L120 103L118 106L120 107V109L122 110V111H124L125 109L123 108V107H121V106H123V105H125L124 107L127 109V103L129 102V101H127V99L125 98L126 97V95H123V94H127V92H130V90H133V91H135L136 89L138 90V88H136L135 86L136 85H138V84H142L144 81V86L146 85V84H148V83H151V84H148V86L146 85L145 87H147V88H145L144 86H143V84H142V86L143 87H141L140 85H138L137 87H141V88H139V90L141 89L142 91L141 92H143L144 90V95H146L147 96V99H150L151 97H152V99H153V97H154V94H152V92H150V90L148 89V88H150L151 87V91H154V89H152L153 88V85H152V83H154V82H156L157 84H159L158 82V79L159 78H157V74H159V76L161 75V74H163V68L162 69H157V70H155L154 69V73H155V76H154V73H152V71H153V69L151 70V68L148 70V72H147V68L144 70L145 72H147L146 73V75H148L147 77H146V75H144L145 73H144V71H143V74L141 73V75L139 74L140 73V70H143L144 68H142L141 66V64H140V66H137V65H139V64H136V63H134V64H136V65H132V63L130 62V61H123V59L122 58H118V59H116ZM181 60V61H182ZM101 61H105V60H101ZM187 61V60H186ZM184 62V61H183ZM232 62V61H231ZM231 62L229 63L230 65H231ZM100 63V62H99ZM104 63V62H103ZM107 63V62H106ZM131 63V64H130ZM185 63V62H184ZM224 63V62H223ZM225 63H228V62H225ZM101 64V63H100ZM186 64H187V62H186ZM92 65H96V64H92ZM112 65V64H111ZM188 65V64H187ZM137 66V67H136ZM191 66H193L194 67V65H191ZM221 67H222V65H220ZM220 66H219V68H220ZM232 66H235V65H233L232 64ZM89 67V66H88ZM92 67H94V66H92ZM96 67H98L97 65H96ZM103 67V66H102ZM139 67H140V70H139ZM172 67L173 68H175V66L174 65H172ZM178 67H179V65H178ZM182 66L180 65V68H181ZM228 67V66H227ZM132 68V69H131ZM133 68H136V69H134L133 70ZM166 68H168V67H166ZM177 68V67H176ZM180 68H178L179 70H181V72H182V69H183V67L180 69ZM230 68V67H229ZM232 68V67H231ZM235 68V67H234ZM234 68H232V69H234ZM236 68L238 69V64L236 65ZM236 68L234 69V70H236ZM241 68V67H240ZM83 69V68H82ZM92 69V68H91ZM90 69V70H91ZM98 69H99V67H98ZM105 69H107V68H105ZM111 69V68H110ZM196 69H197V67H196ZM198 69H199V67H198ZM216 69V68H215ZM100 70V69H99ZM137 70V71H136ZM165 70V69H164ZM194 70H195V68H194ZM200 70V69H199ZM203 70V69H202ZM227 70V69H226ZM231 70V69H230ZM240 70H242V68L240 69ZM86 71H89V70H86ZM85 71V72H86ZM149 71H150V73H149ZM160 72V73H157V72ZM184 71H185V67H184ZM210 71H211V69L209 70V71H207V72H204L205 74H203V77L199 80V81H197V79H195V81H197V82H195L193 85H192V82L193 81H191V80H189L190 82H191V84L190 85H192L191 87H193V88H190V89H192V90H194V91H196V93H197V90H199L200 91V89H198V88H200V87H204V86H208L209 87V85H212V89L210 90L211 92H209V94L210 93H212V94H206L205 95V97L206 96H208L209 95V97H211L212 96V100H210V99H208V101L206 100V102H204L203 101V103H206V104H204V105H200V106H203V107H198V105H197V107L200 109V111H198V112H200V117H199V115H197V118H199V119H197V118H195L196 119V121H195V125L194 126H192V125H190L191 127H192V132H193V134H194V140L192 139V137H191V139H192V143H191V146H192V144H193V148L191 149V146H190V150H193V151H190L189 152V149H188V151L187 150H185V151H187V152H189V154L188 153H185L184 154V156H182V154L179 152V150H178V148H177V150H175L174 148H171V147H175V146H172L171 145V142H174V141H170V139H166L167 141V143L165 142V140L163 139V136H162V143H161V140H160V137L158 136V138H159V141H158V139H156V137H157V134L155 135V134H152L153 136H154V138L153 139H151L149 136L151 135V133H153V131L151 132H147V131H143V133H141L142 131H141V129H142V127L139 129V128H134L135 130H133V129H131V128H129L130 126H131V123L130 122H128L129 124H127L126 123V121L128 120L127 118H130V120H132L131 119V117H133L132 115H133V112H131V110H128V111H124V112H122L121 110L119 111V107H118V109H116V110H118V111H116L115 110V112H113L114 113V115H117V117H120V118H126V116L125 115H128L129 117H127L126 119H124V120H126L125 121V123H121L122 121H123V119H117L118 120V122L120 121V125L118 126L117 125V128L115 127L116 125H115V123L116 124H119V123H117V120H116V118H115V122L113 121V126L116 128V129H111V128H109V125H106V126H104L103 125V123H104V120H103V123L101 124L100 122H98L97 123V121L99 120V117H97L98 119H96L95 118V116L93 117L89 112V114H88V116L87 115H85L84 113H83V115L81 114V113H79L81 116H82V118H81V116L79 117L78 116V114H77V116L80 118H78V120L81 122V123H79L80 125H83L84 124V120L86 121V119L85 118H87L88 120L86 121L87 123H88V125L85 123V125H83V126H85V127H87L86 129L84 128V127H82V126H79V124H78V120L77 119H75V117L77 118V116H75L74 117V120H72V116H73V114H72V116H70L71 114L70 113H68L67 115L69 116H67L64 112L65 111H63V113L67 116V118H68V120H67V118L66 117H63L64 115H62L63 113H62V110H61V112L59 113V111L57 112V114L56 115H54V117H52V120L54 121V119L55 118H57L58 119V117H57V115L59 116H62L63 118H66V120L68 121V123H71V120L73 121V123H75V121L77 120V122L73 125V127H71L72 125L71 124H73V123H71V124H68L67 123V121L65 120V119H63L62 117H60L59 116V118H61V119H58V120H56L55 119V122H54V124L55 125H58V129H60L59 128V124H60V126L62 125L61 123H63V125H64V128L66 127V128H69L70 130L69 131H67V129H65L64 131H63V125L61 126L63 129L61 130H58V129H56V128H54L53 130L55 131H53L54 133H57V134H54L53 132V135H56L55 137L56 138H52V142H50V139H49V136H48V142H46V143H48V144H44V143H41V142H38L37 140H36V142H34L35 144L38 142V144L39 143H41V144H39V145H36V148H35V150L37 149V153L39 152V158L38 157H36V159L38 158V159H40L41 158V160H39L41 163L44 161V163L46 164L47 163V161H48V163H47V165L46 166H48V169H49V171L50 172H56L57 171V165L59 164V165H61V169H58V170H60V172L59 171H57V172H59V173H61V175L66 179V180H68L69 178H71L70 180H72V178L74 179V178H76V179H78L79 181H80V183L78 182V185L80 184L81 185V187H80V189H79V186H77L76 187V185L77 184H75V186L73 185V181H72V183H69V184H71L72 186H74V189H75V193L74 194H72L73 195V197L71 196V194H70V196L73 198V201L72 200H70V205L69 204H67L66 206L68 207V208H70L69 210L68 209H66V210H64V208L62 207V205H64V203L62 204L61 202V204H60V206H59V204L57 205V206H53V205H55V204H57L56 202H55V204H54V199L59 195V194H56L55 195V192L54 193H50L51 195L52 194H54L56 197H54V196H51V195H49V197L46 195V197L47 198H49V199H47V198H45V196H44V198H41L40 197V194L38 195L37 193H38V189H40V188H37L38 187V185L35 187V186H33L35 183H38V182H36V181H38V179L40 178V179H43V178H41L40 177V175L42 174L43 175V173H41V172H39V170H38V172L40 173V175H36V176H38V177H36V181L34 182V181H32V177H25V179H27V180H23V179H21V177H23V173H22V171L21 170H19L20 169V166L22 167V164L20 165V166H18V164H16L15 162L17 161V162H23L24 163V166L23 167H25V164L27 163V165L29 166V168H30V166H31V163L33 162H35V160L33 161L32 160V158H33V153H35V152H33V151H35L34 149H33V151L32 150H30V146H29V148H28V145L26 146L25 144H24V147L26 146V152L28 153V156H29V158L28 159H30L31 158V162L29 161V160H27L26 159V162H25V160H16V161H9L10 163H8V164H6L7 163V160L6 161H4V158H1L0 157V165L2 166L4 163V165H3V168H2V171L4 170H12V167L15 169V165L14 164H16V167L18 166V169H15V170H18V172H16L14 169H13V172H15L16 173V176H17V174H18V176H17V178H16V176H15V174L12 176V178L10 179V181H12V180H14L12 183L10 182L9 183V185L11 184V186H10V188L9 189H7V191H5V190H3V189H1L2 187H1V185H0V245L1 246H3L6 242L8 243V240H10V243H8V244H12V246L13 247H17V246H19L20 247V245L21 246H23V247H25V246H27V241H29V240H31V238H32V240L31 241H33V238L35 239V238H38V239H40L42 242H44L43 240H47L46 239V237L49 239V242H45V244H47L46 246H44V254L43 255H45L44 256V258H43V260H42V262H43V264H79L80 262H82V263H86V264H133L136 260L134 259V261H132V259H131V256H129L130 258V260L129 259H127L128 261H122L121 260V256L126 252L125 251V249H124V246H126L127 244L129 245V238H132V237H130V236H128L129 235V233H131L130 231H128V232H125V233H127V234H125L124 232H123V234H121V235H123V236H121V235H119V236H121L122 238H127V237H129L128 239H125V240H127L126 242H128L126 245L124 244V241L123 242H120V240H118V238H117V236L115 235V237H113V235L112 234H114V232L116 231L115 229H114V224H118V223H120L121 222V224L122 225H124V227H125V224H124V222H126V220H127V223H129L130 225H131V223H133L131 220H132V215H130L132 212H133V209L131 208V210H130V208L129 207H127V208H129L128 210H127V208H126V205H124L125 206V208H126V211L128 212V216H130L131 217V219H130V217H129V221H128V218H127V216H125L127 219L125 220L123 217H122V215H124L123 214V212H122V214H121V212H120V214H121V217H119L118 216V218L117 217H114L113 216V214H114V211H113V214L111 215V211H112V209H115L114 207H116V201L118 200V198H117V196L118 197H120V199L122 198V199H124L125 201H127L126 199H129V201L131 202V200H133V203H134V201H135V204H132V205H136V210L138 209V206H140V205H138V204H140V202L138 201V200H140V197L142 198H144V196H141V194L142 195H145V199L146 200H148L149 202L148 203H146V202H142V204H141V206L140 207H143V209H144V204H147V205H145L146 206V209H148L149 208V210L151 211L150 212V216H149V211L148 210H145L144 209V211L143 210H141V209H139V211L141 210V211H143V213L145 212L146 213V211H148L147 212V216L145 217V213H144V216H142L141 217V215L143 214L141 211H140V213H142V214H139V211L138 212H136L135 210H134V213L136 212L137 214H135L136 215V217H137V215L139 216L140 215V217H141V219H143L142 221H143V223H141L142 224V228L144 229V227H145V229H144V231L146 232H144L143 233V235H148V237H145L146 239H145V241H146V244L148 243V241H149V239L151 238L152 239V241H150V242H153V239H155V240H158V242H159V240L162 242H160V245L158 244V246H157V241H155L154 243V245H153V248L152 247H150V244L152 245V243H148V245H149V247L150 248H148L149 250L152 248V250H150V251H148L147 253H146V251H145V253L148 255V257L147 258H153L151 261H153L155 258L154 257H156V259L155 260H159L158 259V257L159 256H157V255H162V254H164V259H167L165 262H169L170 263V259H168L167 258V256H169V254L167 253V252H171L172 250H173V248H175L173 245H177L176 246V249L175 250H177V247H178V245H180V243H182L183 245L186 243V246L187 245H190L188 248L190 249V247H191V249L190 250H194L193 252H190L189 251V249H186V248H184L183 247V245H182V248H181V250L183 251V254L185 253V252H188V253H186V255H189L190 253H194V252H196L197 253V256L196 257H199V248L198 247H200L201 245L203 246V248L207 245V247H208V245H209V249L208 248H206L205 247V249H208V253L210 252V246H215V245H217L218 243V245L217 246H220L221 244H224L223 246L225 247H227V248H224V247H222V245L220 246L221 248H223V249H221L220 251L218 250V252H222L221 254L220 253H218V252H216V255L217 256H221V257H223L224 255H223V253L226 255V256H228V254L230 255V252H226V251H232L234 254L231 256V258L229 259L228 257L226 258V261H228L227 259H229V261L231 260V261H233L234 262V260L235 261H238V262H240V260H238V259H240L239 258V255H241L242 253H241V251L243 250V248H240V247H238L239 245L237 244L238 243V241L243 237V236H245V235H243L242 236V234L240 235L239 233H238V231H236V230H240L239 232L240 233H243V230L241 229L242 227H243V229H245L244 231L246 232V230H247V228H252L253 226H255L256 228H258L259 229V227H264V122H262V124H260L261 126H258V128L257 127H255V126H252L251 127V123H249V121H250V119L251 118H253L252 117V115H251V113H250V109H251V111H253L252 110V108H249L245 103H243L241 100H237L236 98H234L233 99V97L231 96V92L229 91V90H231L229 87H232L231 86V84H230V86H228V88H229V90H228V88L226 87L227 86V84L226 83H224L223 84V82H221V81H219L218 79L216 80V77H214L213 76V71H214V69L211 71V74H210ZM220 72H218L219 73V75H220V73L221 74H223V71H225V70H222V68L219 70ZM239 70H236V71H234V72H236V75H237V72H238ZM92 72V71H91ZM131 72H132V74H131ZM135 72V73H134ZM142 72V71H141ZM162 72V73H161ZM164 72H167V71H164ZM176 72H179L180 73V71H177L176 70ZM175 72V73H176ZM186 72V71H185ZM196 72V71H195ZM199 72H201V71H199ZM229 72V71H228ZM232 72V71H231ZM233 72V73H234ZM136 75L137 73V75H140V76H137L136 75V77L137 78H135V75ZM150 74V77H149V74ZM168 73V72H167ZM206 73H208V74H206ZM216 73V72H215ZM214 73V74H215ZM226 73V72H225ZM224 73V74H225ZM81 74V73H80ZM92 74V73H91ZM90 74V75H91ZM99 74V73H98ZM109 74V73H108ZM112 75H113V73H111ZM224 74H223V76H224ZM78 75V74H77ZM85 75H87L88 76V74H85ZM90 75H89V77H90ZM96 74H94V75H92V77L94 76V78L96 77L95 76ZM101 75V74H100ZM99 75V76H100ZM104 75V74H103ZM121 75V76H120ZM124 76V78H122L123 76ZM133 76L132 78L133 79H135V81L133 82L129 77L130 76ZM146 77L145 79H144V77ZM153 75V76H152ZM164 75V77H165V74H163ZM170 75V74H169ZM180 75H181V73H180ZM76 76V75H75ZM86 76V77H87ZM102 76V75H101ZM100 76V77H101ZM106 76H107V78L108 77H113V76H110V75H107L106 74ZM105 76V77H106ZM129 76V77H128ZM171 76V75H170ZM174 76V75H173ZM185 76H188V74H185ZM239 76V75H238ZM83 77V76H82ZM125 77H126V79L128 80H126V82H125ZM138 77H139V80L141 79V77H143L142 78V80L143 81H141V82H138L137 80H138ZM149 77V78H148ZM153 78V80H151L152 78ZM160 77H162V76H160ZM182 77V76H181ZM193 77V76H192ZM221 77V76H220ZM88 78V77H87ZM91 78V77H90ZM104 77L102 76V78L101 79H103ZM107 78H105V79H107ZM168 78H169V76H168ZM174 78V77H173ZM219 78V77H218ZM241 78V77H240ZM70 79H71V77H70ZM72 79H74V78H72ZM77 79V78H76ZM82 79V78H81ZM98 79V81H100L101 79H99V77L97 78ZM121 79V80H120ZM130 79V80H129ZM137 79V80H136ZM175 79H176V77H175ZM187 79H189V78H187ZM191 79V78H190ZM228 79V78H227ZM242 79V78H241ZM67 80H68V78H67ZM79 81H78V83H80V79H78ZM92 80V79H91ZM94 80V79H93ZM95 80H96V78H95ZM108 80H110L109 78H108ZM116 80H119V82L118 81H116ZM123 80V81H122ZM147 80V81H146ZM148 80H150V81H148ZM162 80V79H161ZM169 80V79H168ZM171 80H172V77H171ZM97 81V80H96ZM106 81V80H105ZM112 81V80H111ZM125 82V83H127V82H129V83H134V85L133 84H129L128 83V86L130 85H132L131 87H132V89H130L129 91H128V88H126V90H125V88L124 87H127V86H125L126 84H124V86L123 85H121L122 83L121 82ZM152 81V82H151ZM158 81V82H157ZM189 81H186V82H189ZM88 82H89V80H88ZM135 82H138V84L137 83H135ZM148 82V83H147ZM170 82H172V81H170ZM175 82V81H174ZM185 82V83H186ZM203 82H204V84H203ZM76 83V82H75ZM87 83V82H86ZM90 83V82H89ZM103 83V82H102ZM109 82H107V84H106V87H107V85L109 86V84H108ZM156 83H154V86H155V84ZM165 83V82H164ZM173 83V82H172ZM182 83V82H181ZM67 84H68V82H67ZM82 84V83H81ZM104 84V85H105ZM112 83H110V85H111ZM162 84H163V81H162ZM162 84H161V86H162ZM166 84V83H165ZM186 84H189V83H186ZM78 85H80V84H78ZM94 85H95V83H94ZM97 85V84H96ZM102 86H104L103 84H101ZM113 85V84H112ZM150 85V86H149ZM164 85V84H163ZM229 85V84H228ZM233 85V84H232ZM81 86V85H80ZM89 86H91V85H89ZM93 86V85H92ZM91 86V87H92ZM99 86V85H98ZM98 86H96V87H98ZM136 88H134V87ZM159 86V85H158ZM158 86L155 88L157 91H156V93L158 92V90H160V88H158ZM165 86V85H164ZM164 86H163V88H164ZM167 86V85H166ZM172 86V85H171ZM171 86H170V88H171ZM173 86H175V85H173ZM185 86V85H184ZM90 87V88H91ZM177 88H178V85L176 86ZM84 88V87H83ZM89 88V90H92V89H90ZM93 88V87H92ZM94 88H95V86H94ZM99 88V87H98ZM98 88H96L97 90H98ZM117 88H119V93H117L116 91L118 90ZM130 88V87H129ZM175 88V87H174ZM173 88V89H174ZM188 88V87H187ZM81 89V88H80ZM100 89V88H99ZM120 89H122V90H120ZM144 89V90H143ZM146 89H148V90H146ZM167 89H168V87H167ZM172 89V88H171ZM173 89L171 90V92H173ZM179 89V88H178ZM182 89H184V88H182ZM83 90V89H82ZM88 90V89H87ZM136 90V95H138V97H140L141 99H138V101L140 100H143L144 101V99H146L144 96H143V93H141V96H139V91H137ZM163 90V89H162ZM161 90V91H162ZM164 90H166V89H164ZM177 90V89H176ZM179 90H181V89H179ZM84 91V90H83ZM95 92H96V90H94ZM99 91V90H98ZM101 91V90H100ZM99 91V92H100ZM115 91V92H114ZM120 91L123 93V92H125V93H123L122 94V97H120L121 96V94H120ZM133 91H131V93H128L127 95H128V100L129 99H133V97H134V94H135V92H133ZM167 92H168V90H166ZM204 90H202V91H200V92H203ZM232 91H234L233 89H232ZM88 92V91H87ZM91 92V91H90ZM132 92H133V95H132ZM139 92V93H138ZM200 92H199V94H200ZM204 92H206V91H204ZM81 93H83V92H81ZM86 93V92H85ZM97 93V92H96ZM96 93H94V94H96ZM153 95V96H149V95H151V94ZM184 93V92H183ZM191 93V92H190ZM90 94V93H89ZM93 94V93H92ZM120 94V95H119ZM129 94H131L132 95V97H129L130 95ZM172 94V93H171ZM177 95H178V93H176ZM193 94V93H192ZM191 94V95H192ZM198 94V93H197ZM82 95V94H81ZM105 95H106V93H105ZM104 95V96H105ZM119 95V96H118ZM156 95V94H155ZM173 95V94H172ZM177 95L175 96V98L177 99ZM187 95V94H186ZM204 95V94H203ZM234 95V94H233ZM86 96V95H85ZM144 98H143V97ZM194 96V95H193ZM193 96H191V98L193 99L194 97ZM84 97V96H83ZM187 97V96H186ZM204 97V98H205ZM213 97H215V98H213ZM81 98V97H80ZM92 98V97H91ZM90 98V99H91ZM106 98V97H105ZM110 98H108L109 100H110ZM135 99L137 98L136 96L134 97ZM155 98V97H154ZM157 98V97H156ZM159 98H160V96H159ZM169 98H170V95H169ZM180 98V97H179ZM179 98H178V100H179ZM197 98V97H196ZM195 98V99H196ZM89 99V98H88ZM87 99V100H88ZM90 99L88 100L89 102H90ZM98 99V98H97ZM100 99V98H99ZM121 99V100H120ZM126 99V100H125ZM135 99H133V100H131V103L132 102H134L135 104L137 103V100L135 101ZM147 99L145 100V101H147ZM152 99L150 100L151 101V103H153V101H152ZM171 100L173 99V98H170ZM180 99H182V98H180ZM205 99H207V98H205ZM126 101V103L125 104H123L125 101ZM155 100V99H154ZM157 101H158V99H156ZM171 100H170V102H171ZM187 100V99H186ZM228 100H231L232 101V104H231V101H229L230 102V104L229 103H227V101ZM245 100V99H244ZM85 101V100H84ZM92 101V100H91ZM103 101H105V100H103ZM111 101V100H110ZM139 101V102H140ZM142 101V102H143ZM164 101V100H163ZM173 101H175L174 99H173ZM183 100H181V102H182ZM189 101H191V100H189ZM188 101V102H189ZM201 101V100H200ZM199 101V102H200ZM235 101V102H234ZM102 102V101H101ZM101 102L100 101H97V104L98 103H100L99 105H101V106H105V104L104 103H106L107 101H105L104 103H103V105L101 104ZM112 102V101H111ZM141 102V103H142ZM156 101H154V103L153 104H156L155 103ZM159 102V101H158ZM162 102V101H161ZM235 104H234V103ZM130 103V104H131ZM141 103H139L140 104V106H141ZM148 103V102H147ZM150 103V102H149ZM150 103V104H151ZM165 103V102H164ZM163 103V104H164ZM183 103V102H182ZM202 103V104H203ZM74 105H75V103H73ZM91 104V103H90ZM92 104H93V102H92ZM95 105H97L96 103H94ZM112 104H114V103H112ZM115 104L113 105L114 106V109H115ZM130 104L128 105V108L130 107ZM145 103H143L142 105H144ZM163 104H161V107H162V105ZM174 104V103H173ZM234 104V105H233ZM80 105V104H79ZM108 105V104H107ZM131 105H133V103L131 104ZM137 105V104H136ZM158 106V108L160 107V104H157ZM167 105V104H166ZM166 105L164 106V108L162 107V111L164 112V110H165V108H166ZM171 105V104H170ZM176 105V104H175ZM178 106L180 105V103L179 104H177ZM191 105H193L192 103H191ZM195 105V104H194ZM193 105V106H194ZM195 105V106H196ZM81 106V105H80ZM83 106V108L85 109V106L84 105H82ZM89 106V105H88ZM88 106L86 107V108H88ZM98 106V105H97ZM100 106V107H101ZM110 106H112V105H110ZM112 106V107H113ZM139 106V107H140ZM145 106V105H144ZM151 106V105H150ZM182 105H180L179 107H181ZM192 106V108H193V110L196 108H194ZM71 107V106H70ZM108 108H109V105L107 106ZM112 107H110V108H112ZM133 107V106H132ZM132 107H130V108H132ZM138 107V106H137ZM136 107V108H137ZM152 107V106H151ZM151 107H150V109H151ZM156 107V105H154V108ZM157 107H156V110H157ZM83 108H81V112H84L82 109ZM90 108V107H89ZM93 108V107H92ZM98 108V107H97ZM105 108V107H104ZM116 108H117V106H116ZM129 108V109H130ZM141 108H144V107H141ZM141 108H139V110L141 109ZM153 108V109H154ZM182 108V107H181ZM180 108V109H181ZM60 109V108H59ZM58 109V110H59ZM72 109V108H71ZM74 109H76V108H74ZM100 109V108H99ZM135 109V108H134ZM145 109V108H144ZM144 109H141V111L142 110H144ZM150 109H147V107H146V110H150ZM153 109H151V110H153ZM185 110H182L184 113H185V111L186 110H188L186 107L184 108ZM94 110V109H93ZM105 110V109H104ZM106 110H108V109H106ZM110 110V109H109ZM108 110V111H109ZM113 110V109H112ZM150 110V111H151ZM170 110H171V108H170ZM175 110V109H174ZM189 110H190V108H189ZM188 110V112L190 113H192V109L189 111ZM87 111V110H86ZM85 111V112H86ZM97 111H99L98 109H97ZM134 111V110H133ZM136 111V114H134V115H136V117L138 116L137 114V110H135ZM159 110H157V112H158ZM161 110L159 111V118H162V117H160L163 113H160V112H162ZM173 111V110H172ZM177 111V110H176ZM175 111V112H176ZM196 111V112H197ZM106 112V111H105ZM104 112V113H105ZM111 112V111H110ZM125 112H128L127 114L125 113ZM145 112V111H144ZM156 112V113H157ZM165 112H168V110L167 111H165ZM187 112V111H186ZM195 112V111H194ZM197 112V113H198ZM256 112V111H255ZM52 113V112H51ZM59 113V114H58ZM92 113V112H91ZM95 113V112H94ZM116 113V114H115ZM129 113H131V114H129ZM140 113H142V112H140ZM146 113H148V111L146 112ZM169 113H171V111H169L167 114H169ZM172 113H174V111L172 112ZM190 113V114H191ZM93 114V113H92ZM101 116H100V115ZM99 116L101 117V119L103 118V116H102V112H99ZM105 114H107V113H105ZM104 114V115H105ZM125 114V115H124ZM149 114V113H148ZM147 114V115H148ZM176 115V117H174L175 115ZM173 114V119H175L176 118V120H177V122H178V118H177V114L178 113H174ZM49 115V114H48ZM52 115V114H51ZM91 115V116H90ZM98 115H96V116H98ZM143 115H145L146 116V114H143ZM142 115V116H143ZM164 115V114H163ZM172 115V114H171ZM171 115H169V116H171ZM181 114H179V116H180ZM185 117H186V115L185 114H183ZM183 115H181L180 117V119H182V120H180L179 119V121L180 122H182L183 121ZM83 116H85L84 118H83ZM131 116V117H130ZM140 116H141V114H140ZM142 116H141V119H140V121H138V123H140L141 122V120H142ZM145 116H143V119H144V117ZM154 116V115H153ZM195 116H196V114H195ZM259 116V115H258ZM71 117V120H69V118ZM93 117V118H92ZM110 117V116H109ZM105 118V119H110L111 120V122H112V119L111 118H113V117H110V118ZM139 117V116H138ZM149 117V119H150V117H151V114H150V116H148ZM158 117H154L153 119H157ZM166 117V116H165ZM188 117V116H187ZM186 117V118H187ZM190 117V116H189ZM192 117V116H191ZM54 118V119H53ZM91 118V120L93 119V121L94 122H92V121H90L89 119ZM135 118V117H134ZM158 118V119H159ZM164 118V117H163ZM162 118V119H163ZM171 118V117H170ZM170 118H168V119H170ZM185 118V119H186ZM222 118H229V119H231V121H232V124H231V128H230V130L229 131H227V132H222V136L219 138V139H212L211 138V134H210V131L216 126V123L220 120V119H222ZM82 119H84V120H82ZM100 119V120H101ZM104 119V118H103ZM114 119V118H113ZM138 119V118H137ZM148 119V120H149ZM152 119V118H151ZM151 120V124H152V121L154 122L155 120ZM167 119V118H166ZM173 119H171V121L173 120ZM190 119V118H189ZM194 119V118H193ZM193 119L190 121V122H192L193 121ZM63 120H65L66 121V124H65V121L64 122H62ZM99 120V121H100ZM110 120H105L106 122H108V121H110ZM129 120V121H130ZM146 120V119H145ZM160 120V119H159ZM158 120V121H159ZM165 120V119H164ZM164 120H161V121H159L162 125H164L163 123H162V121H164ZM251 120H253V119H251ZM260 120V119H259ZM57 121V122H56ZM61 121V122H60ZM70 121V122H69ZM89 121V122H88ZM133 121V120H132ZM131 121V122H132ZM144 121V120H143ZM166 121V120H165ZM168 121V120H167ZM170 121V120H169ZM168 121V122H169ZM173 121H175V120H173ZM189 121V120H188ZM59 122V123H58ZM104 123V124H107V123ZM135 122V121H134ZM136 122H137V120H136ZM149 122V121H148ZM156 122H157V120H156ZM159 122H157V123H159ZM190 122H188L189 124H190ZM250 122H252V121H250ZM58 123V124H57ZM90 123V124H89ZM92 123V124H91ZM94 123H95V126H94ZM96 123H97V125H96ZM110 123V122H109ZM138 123H136V124H138ZM141 123H143V122H141ZM144 123H146V122H144ZM157 123L156 124H153V125H155V126H158L157 125ZM160 123H159V125H160ZM165 124H166V122H164ZM170 123V122H169ZM169 123H168V126L167 125H165V127L167 126V127H169V128H171L170 126H169ZM187 123V122H186ZM187 123V124H188ZM100 124V125H99ZM123 124V125H122ZM151 124L149 123L148 124V126H151ZM171 124H173V123H171ZM174 124H176L175 122H174ZM173 124V125H174ZM192 124V123H191ZM249 124H250V126H249ZM66 125V126H65ZM71 125V126H70ZM87 125V126H86ZM124 125H126V126H128V127H124ZM139 125H141V124H139ZM68 126V127H67ZM78 126V127H77ZM97 126V127H96ZM99 126H101L100 127V131L102 132L103 131V129L105 128V127H108L107 129H104V131L103 132H105L104 134H101V132L100 131H98V133L99 134H97L96 135V133L97 132H95V134H93L94 133V128H95V130H98V128H99ZM111 126H112V123H111ZM123 128H121V127ZM172 126V125H171ZM175 126V125H174ZM180 126V125H179ZM56 127V126H55ZM76 127V128H75ZM88 127H89V129H88ZM90 127L92 128V129H90ZM139 127V126H138ZM144 127H146L145 126V124H144ZM160 127V126H159ZM159 127H158V129H156L157 127H154V128H150L151 130H154V129H156V131L157 130H159ZM173 127V126H172ZM177 127V126H176ZM186 128H188L187 126H185ZM50 128V127H49ZM71 128H73V130H71ZM75 128V129H74ZM82 128V129H81ZM129 128V129H128ZM133 128V127H132ZM169 128H167V129H169ZM56 129V130H55ZM77 129H79L78 130V132H76L77 131ZM88 129V130H87ZM128 131H127V130ZM166 129V128H165ZM189 129V128H188ZM58 130V131H57ZM75 130V131H74ZM81 130V131H80ZM83 130V131H82ZM90 130H92V131H90ZM105 130H111V131H109V132H107V131H105ZM112 130H114L115 132H116V134L114 133V131L112 132ZM122 130H125V132H128V134H126L124 131H122ZM129 130H131L130 132H129ZM139 130V131H138ZM143 130H145V129H143ZM162 129H160V131H161ZM163 130H164V126H163ZM161 131V132H159L158 131V133H162L163 132V134H161V135H164V131ZM57 131V132H56ZM79 131H80V133L81 132H83V133H81V134H79V135H77L78 133H79ZM134 131H136V132H134ZM149 131V130H148ZM155 131V130H154ZM188 131V130H187ZM77 134H76V133ZM89 132H90V136H89ZM124 133V136L122 137V135H123V133ZM133 132V133H132ZM140 133V134H143L142 136L140 135V137L138 136V135H135V133ZM144 132H145V134L147 133H150V135L148 136L147 134L145 135L144 134ZM168 132V131H167ZM178 133H179V131H177ZM185 132V131H184ZM46 130H45V135H46ZM107 133H109V134H112V136H113V138H114V140L115 141H113L112 139V136H111V140H112V144H110L111 142H109L110 141V139L108 140V139H103V138H101V137H99L98 135H101L102 137L106 134L107 135ZM114 133V134H113ZM129 133H131V134H129ZM178 133H176V134H178ZM49 134H51L50 132H49ZM76 134V135H75ZM92 134L94 135V137L92 136ZM109 134L107 135V137L109 138L110 136H109ZM128 135V137H132V138H134L133 136H135V138L136 139H138L139 138V140L141 139L142 140V138H143V141H141L140 140V143H142L143 142V144H145L144 145V148H147V141H149V143H148V148H149V145L150 144H152V142H154L155 141V139L159 142V143H161L159 146H161V145H164V144H167L166 145V148L165 149H163L165 146H162L161 147V149L163 150H161L160 148H159V146L157 147V148H159V149H157V148H154V150L156 149V151H154L155 153L157 152V150H158V152L156 153V157H157V155H159L160 154V159L158 160V162H155L154 161V154L155 153H153V147H154V145H153V147H152V150L150 149V152H149V156H147V157H149L147 160H145L144 162H142L143 161V159L146 157L145 156V153H147V152H145L144 150H141V149H143V146H142V148L141 149H139L140 147H141V145H139L138 146V142H136V141H138V140H136L135 138V140L134 139H132V138H130L131 140H134L133 142L135 143L136 142V144H134L133 145V142L129 139V138H126V135ZM134 134V135H133ZM166 134V133H165ZM170 135H167V136H171V137H173V135H171V133H169ZM45 135H44V137H45ZM52 135V134H51ZM50 135V137H52ZM95 135H96V137H95ZM130 135V136H129ZM184 135H186V132L184 133ZM79 136V137H78ZM97 136L99 137V139L98 140H100L99 142H95V144H98V147H99V145H101L99 148L97 147H94V149H93V151H91V150H89L90 149V147H89V145H90V143L91 142H94V140H96L97 139ZM138 138H137V137ZM147 136V141H146V139H145V137ZM153 136H151V137H153ZM186 136H188V135H186ZM54 137V136H53ZM90 137H93V138H96V139H93V138H90ZM149 137V138H148ZM170 137V138H171ZM176 137V136H175ZM174 137V138H175ZM79 138H81L80 140H82V138H83V140L82 141H84L85 142V140H87V138H88V141H90V139L92 140V141H90V143L88 142V141H86L87 142V144H85V143H81L80 144V142H82V141H80L79 140ZM90 138V139H89ZM104 138H106V137H104ZM164 138H166V137H164ZM168 138V137H167ZM174 138H173V140H174ZM41 139V138H40ZM55 139H57V142H53ZM101 139H103L102 141H101ZM145 139V140H144ZM149 139V140H148ZM178 139H182V138H177L176 140H178ZM187 139V138H186ZM189 139V138H188ZM187 139V140H188ZM43 140V139H42ZM42 140H40V141H42ZM123 140V141H122ZM154 140V141H153ZM184 140V139H183ZM187 140H186V142H187ZM103 141H105L106 143L107 142H109V144H110V146L112 145V147L113 148H111V150H114L115 149V147L114 146H116V149L115 150H117V151H111V150H109L110 149V146H109V144H108V146H109V149H108V147H106L105 149H108V150H104V151H101V152H105V153H103V154H106V153H108L109 154V157H108V159L105 161V159H106V156H105V159H103L104 161H105V163L107 164V162H111L110 164H107V166H108V170L107 169H105L106 167V165H104L103 164V160L101 161L100 160V157L98 156V154L100 153V151H97L98 149H101L102 147H103V145H105V142H103ZM144 141H146L145 143H144ZM156 141V142H157ZM182 141V140H181ZM180 141V142H181ZM77 142V143H76ZM78 142H79V144H78ZM103 142V143H102ZM116 142V143H115ZM130 142H132V143H130ZM151 142V143H150ZM156 142H154L156 145H158ZM165 142V143H164ZM168 142H170V144L168 143ZM185 141H183V143L185 144L186 143ZM190 142H191V140H190ZM34 143H32V145H34ZM89 143V144H88ZM101 143V144H100ZM178 143V142H177ZM176 142H174L173 144H175L176 145V147H179L180 145L179 144H181L182 145V143H179V144H177ZM44 144V145H43ZM52 144V145H51ZM54 144V145H53ZM76 144V145H75ZM78 144V145H77ZM103 144V145H102ZM114 144V145H113ZM131 144V145H130ZM169 144V145H168ZM190 144V143H189ZM189 144H187L188 145V147L187 148H189ZM40 145H42V146H40ZM91 145H93L94 146V144H91ZM135 145L136 146H138L137 148L139 149V151H142V153L144 152V154H142L141 152H139L140 154H137V153H135V150H133L134 152L130 155V154H128L129 152L131 153L132 152V148L134 147V148H136L135 147ZM155 145V146H156ZM178 145V146H177ZM186 145V146H187ZM35 146V145H34ZM41 148H40V147ZM43 146H46V149H45V147H43ZM77 146L79 147V148H77ZM87 146L89 147L88 148V150H87ZM92 146V147H93ZM117 146H118V149H117ZM49 149H48V148ZM128 147H129V149L131 150V151H128L127 152V150H129L128 149ZM151 147V146H150ZM170 147V148H169ZM175 147V148H176ZM123 148H125L124 150H122ZM133 148V149H134ZM136 148V149H137ZM182 148H184V146L182 147ZM32 149V148H31ZM49 151H48V150ZM54 149V150H53ZM56 149H58L59 150V152L57 151V155L59 154V156L60 157H64V160H62L63 158H60L61 160L59 161L58 160V158H59V156H58V158H56L55 156H57V155H55V156H53L52 155V152L53 151H56ZM92 149V148H91ZM97 149V150H96ZM104 149V148H103ZM181 149V148H180ZM186 149V148H185ZM50 150H52V152L50 151ZM98 152H96V151ZM146 150H149V149H146ZM33 153H32V152ZM48 151V152H47ZM87 151L89 152V153H91V154H88L87 153ZM91 151V152H90ZM109 151V152H108ZM111 151V152H110ZM160 151V152H159ZM229 151V152H228ZM93 152V153H92ZM94 152H96V153H94ZM127 152V153H126ZM226 152H228L227 154H226ZM85 153L86 154H88V156L89 157H87V155H85ZM111 153H112V155L113 156H115L114 154L116 153V156L114 157L115 159H110V156H112L111 155ZM136 154V155H133V154ZM152 153H153V155H152ZM159 153V154H158ZM161 153H162V156H161ZM94 154V155H93ZM95 154H96V156H95ZM101 154V153H100ZM103 154H102V156H103ZM127 154H128V156L130 157V160L133 158L132 156H134L135 158V160L134 159H132V160H134L135 162L134 163H136V162H139L138 163V165L137 164H135L136 166H131V165H133V164H131V165H129L128 163L130 162V160H129V158H128V156H127ZM226 154V155H225ZM37 155V154H36ZM51 155V156H50ZM107 155V154H106ZM139 155H140V161H137L136 159H137V157H139ZM146 155H148V154H146ZM55 157L56 159H54V162H53V160H51V159H53V158H50V157ZM92 156V157H91ZM93 156H95V160L96 161H98V160H100L101 162H102V165H104V168H103V166H101L102 167V169H101V167H99L100 165H101V163H100V161H99V163H96V161H93L94 159H93ZM108 156V155H107ZM113 156H112V158H113ZM152 156V157H151ZM35 157V156H34ZM48 157V158H47ZM91 157V158H90ZM104 157V156H103ZM155 157V158H156ZM102 158V157H101ZM128 158V159H127ZM158 158V157H157ZM18 159H20V158H18ZM48 159H50V160H48ZM91 159V161H89V160ZM93 159V160H92ZM98 159V160H97ZM109 159H110V161H109ZM129 160V161H127V160ZM114 160V162H112ZM138 160H139V158H138ZM142 160V161H141ZM4 161V162H3ZM29 161V162H28ZM38 160H37V164H39V165H37L39 168H40V165H42L40 162H39ZM13 162H14V164H13ZM142 162V163H141ZM44 163H43V165H44ZM112 163H114V164H112ZM130 163H132V162H130ZM11 165V164H13V166H10L9 168L10 169H8V167H5L6 169H4V166H6V165ZM36 164V163H35ZM35 164H33V165H35ZM49 164V165H48ZM100 164V165H99ZM115 165V166H114ZM113 166L114 168H111V167ZM44 168H46L45 166H43ZM42 167V168H43ZM0 168V169H1ZM109 168H111L110 170H109ZM135 168H137V169H135ZM31 169V168H30ZM85 169V170H84ZM103 171V169H105V170H107L108 171V174H109V172H111V170H113L112 172H113V174H114V179L112 180V182H110L109 181V186L111 187V185L112 184H116V186H114V188H115V190H113L114 188H112L111 187V194H113V192H114V194L113 195H115V199L113 198V195H110V196H112V198H108L106 201H108L109 202V200L111 201V199H114V201H115V203L113 202L112 203V205L113 204H115V206L114 207H109L108 208V210L109 209H111V211H110V215H109V217H107V216H105L104 214H106L105 212H104V214L102 213L103 212V210L104 209H106V208H104V209H100V207L98 206L99 204H98V201L102 204V202L100 201V199L98 198V197H100V192H98L97 190H99V191H101V193L103 194V191L106 189H103V185H105V187H106V185H107V183H106V181L103 183V182H99V183H103L102 184V188H101V184H99L98 185V181L99 180H97L96 181V179L95 178H97L96 176H98L99 174H101V170ZM6 170V172H8ZM45 170V169H44ZM98 170H100V172L98 171ZM2 171H0V172H2ZM3 171V172H4ZM9 171V173L10 174H12V172H10ZM40 171H42L43 172V170H41V168H40ZM47 171V170H46ZM106 171V172H107ZM99 172V173H98ZM106 172H104V173H106ZM137 173V174H134V173ZM9 173H8V177H10L9 176ZM22 173V174H21ZM35 173V172H34ZM33 173V174H34ZM38 173V174H39ZM22 176H21V175ZM28 174V173H27ZM98 174V175H97ZM107 174V175H108ZM112 174V173H111ZM110 174V175H111ZM2 175V173L0 174V180H1V177L3 176H1ZM6 175V174H5ZM53 175H54V173H53ZM102 175V176H101ZM100 176H101V178L103 177V178H105V175L102 173ZM110 175H108L107 176V178L108 177H110ZM136 175V176H135ZM137 175L139 176H141L142 178H139V177H137ZM144 175H146V177H149V175H153V178H154V181L150 184L149 182V185L151 186L150 188H148L147 186H149L148 185V183H145L144 182ZM29 176V175H28ZM46 176V175H45ZM61 176V177H62ZM112 176V175H111ZM47 177V176H46ZM49 177V176H48ZM51 177H52V175H51ZM54 177H55V175H54ZM59 177V176H58ZM5 178H7L6 176H5ZM14 178H16V180H17V182H15L16 180L14 179ZM38 178V179H37ZM68 178V179H67ZM101 178H99V179H101ZM102 178V179H103ZM110 178H112V177H110ZM18 179H19V181H18ZM40 179H39V181H40ZM53 179H55V178H53ZM52 179V180H53ZM61 179V178H60ZM98 179V178H97ZM138 179H140V180H138ZM141 179H143V181L141 180ZM7 180V179H6ZM5 180V181H6ZM34 180V179H33ZM43 180H45L46 181V179L44 178ZM59 180V179H58ZM65 180V181H66ZM69 180V181H70ZM1 181H4L3 179L1 180ZM44 181V182H45ZM51 181V180H50ZM59 181H61V180H59ZM59 181H57V183L60 185V186H58V187H53V189L55 188H58L59 190V193L60 194H66L67 193V195H68V193L70 192L68 189V191H66V185H68V181H67V184L65 185H62V183H66V182H64V181H62L61 183L59 182ZM108 181V180H107ZM9 181H7V183H8ZM34 182V183H33ZM77 182V181H76ZM75 182V183H76ZM7 183H4L5 185L7 184ZM53 183H55V182H53ZM41 184V183H40ZM46 184H48V183H46ZM50 184H52V183H50ZM71 185H68V186H71ZM7 186V185H6ZM42 186V185H41ZM44 186V185H43ZM67 186V187H68ZM71 186V187H72ZM108 186V185H107ZM5 187V186H4ZM34 187V188H33ZM62 187H64V190L62 189ZM76 187V188H75ZM45 188V187H44ZM49 188V187H48ZM47 187H46V189H48ZM50 188H51V186H50ZM73 188V187H72ZM71 188V189H72ZM108 189H109V187H107ZM144 188H146V190L144 189ZM148 188V189H147ZM36 189V190H35ZM45 189V190H46ZM60 189H62L61 191H62V193L60 192ZM107 189V190H108ZM134 189H138L137 191H138V193H140V194H138V193H134L133 195H131V194H129L130 192L132 193V191H134ZM142 189V190H141ZM144 189V190H143ZM41 190V189H40ZM42 190H43V188H42ZM44 190V191H45ZM48 190H51V189H48ZM47 191V190H46ZM57 191V190H56ZM136 191V192H137ZM36 192V193H35ZM95 192V193H94ZM99 194H98V193ZM129 192V193H128ZM39 193H41L42 194V191L41 192H39ZM72 193V192H71ZM107 194H108V191L106 192ZM110 194V193H109ZM140 195V197L138 196V195ZM103 195H105V198L106 197H108L106 194H103ZM136 195H137V197L139 198V199H137V197H136ZM42 196V195H41ZM64 196V195H63ZM66 196V195H65ZM69 196V197H70ZM109 196V197H110ZM54 199H53V198ZM104 196H102L101 197V199L103 198ZM133 198V199H130V198ZM136 197V198H135ZM51 198V199H50ZM59 199H60V197H58ZM70 199V198H68L67 196L65 197V199ZM104 198V199H105ZM65 199H63V201H65ZM103 199V200H104ZM121 199V200H122ZM47 200H49V201H47ZM56 200H57V198H56ZM53 201V202H52ZM71 201H72V203H71ZM120 201V200H119ZM118 201V202H119ZM136 201H138V202H136ZM142 201V200H141ZM57 202H58V200H57ZM66 203H67V201H65ZM123 202V201H122ZM59 203V202H58ZM149 203H150V205H151V203H152V205H153V203L155 204V208L153 207V210H151V208H152V206L150 207V205H149ZM87 204H89V205H87ZM92 206H91V205ZM100 204V205H101ZM103 204H105V201H104V203ZM107 204V203H106ZM104 205L105 207L107 206V205ZM119 205H120V203H118ZM123 204H127L126 202L124 203L123 202ZM35 206L34 207V211L36 212V213H38V215L39 216H42V218H46V217H49V219L48 220H46V221H38L37 219H35L36 220V222L33 220V219H31V217L34 215V213L32 214V212L30 211V212H28V208H27V206ZM109 205V204H108ZM119 205H117V208H119L120 209V207H119ZM148 205H149V207H148ZM89 206H91L90 208H92V209H88L89 208ZM111 206V205H110ZM123 206V205H122ZM122 206H121V208H122ZM54 207H57V209L55 208L54 209V211H56L57 210V212H58V210L60 209V207L61 208H63V210H64V213H55V212H53L52 210H51V208L53 209ZM64 207H65V205H64ZM66 207V208H67ZM148 207V208H147ZM101 208H103V206L101 207ZM125 208H123V210H125ZM119 209H117L118 211H119ZM63 210H59V211H62L63 212ZM116 210V211H117ZM122 209L120 210V211H123ZM49 211H52V213H50ZM109 211L107 212V210H106V212H107V214L109 213ZM118 211H117V213H118ZM129 211H131V212H129ZM66 212V213H65ZM125 212V211H124ZM127 212H126V214H127ZM9 213H11V214H9ZM134 213H132L133 215H134ZM28 214H32V216L31 215H29L28 216ZM60 214V215H59ZM99 214H103V216H105L102 220H104V219H106V221H108V222H111L110 224L108 223L107 224V226L106 225H104V226H100L99 225ZM119 214V213H118ZM125 214V215H126ZM59 216L60 217V220L58 221V220H54V217L55 216ZM62 215V216H61ZM117 215V214H116ZM102 216V217H103ZM38 217V216H37ZM62 217V218H61ZM107 217V218H106ZM133 217H135V216H133ZM135 217V218H136ZM41 218V219H42ZM122 218H123V220H122ZM30 219V220H29ZM39 219V218H38ZM137 219V218H136ZM136 219H134V221L136 220ZM140 219V220H141ZM109 220H111V221H109ZM140 220H138L139 222V224H140ZM234 220V221H233ZM55 221H57V222H55ZM123 221V222H122ZM131 221V222H130ZM137 221V220H136ZM135 221V222H136ZM239 221H240V223H242V227H240V223H239ZM66 222H68V223H66ZM71 222V224H72V227L71 226H69L70 223ZM238 222V223H237ZM104 223V222H103ZM126 223V224H127ZM137 223V222H136ZM238 225H237V224ZM65 224H69V225H67V227L69 226V227H71V228H66V229H68V231L67 232H65L64 231V226L66 227V225ZM140 224V225H141ZM144 224V225H143ZM232 224V225H231ZM234 224V225H233ZM102 225V224H101ZM120 225V224H119ZM132 225H134L135 226V223H133ZM229 225H231V227H229L230 229H232V230H230V233H229V228H228V226ZM236 225V226H235ZM126 226H128V225H126ZM133 226V227H134ZM233 226V227H232ZM237 226H239V227H237ZM118 227V226H117ZM121 228H123L124 229V227H122V226H120ZM130 228H131V226H129ZM129 227H127V228H129ZM132 227V228H133ZM136 227H137V229H136ZM139 227L140 226H138V224H137V226H135L134 227V230H139ZM238 228V229H236V228ZM254 227V228H255ZM126 227H125V229H127ZM141 228V229H142ZM228 228V229H227ZM234 228V229H233ZM260 228V229H261ZM113 229H114V231H113ZM118 229H120V228H118ZM253 229V228H252ZM262 229H264V228H262ZM128 230V229H127ZM133 230V231H134ZM226 230H228V232L226 231ZM251 230V229H250ZM136 231V232H137ZM225 231H226V233H229V235L227 234V235H225ZM233 231H235V232H237V234H235ZM260 231H262V230H260ZM116 232H119V230H117ZM122 232V231H121ZM139 232H140V230H139ZM138 232V233H139ZM142 232V231H141ZM248 232V231H247ZM256 232V231H255ZM258 232V231H257ZM148 233V234H147ZM234 233V234H233ZM251 233V232H250ZM250 233H247V236L248 237H250L249 235H250ZM253 233H254V231H253ZM252 233V234H253ZM262 233H264V232H262ZM261 233V234H262ZM116 234V233H115ZM119 234V233H118ZM124 234L125 235H127V237L126 236H124ZM132 234H134L133 232H132ZM132 234H131V236H132ZM141 234V233H140ZM140 234H136V236L134 237V238H136V237H138L139 238V236L138 235H140ZM231 234H232V236H231ZM249 234V235H248ZM256 234V233H255ZM260 234V233H259ZM135 235V234H134ZM233 235H236L235 237H233ZM240 235V236H239ZM257 235V234H256ZM118 236V237H119ZM224 236V237H223ZM226 236H231V238H232V240H233V238H234V240H233V242L231 241V239L230 238H228V240L226 241V242H232L231 244H229L228 245V243H227V245L224 243V241L226 240ZM238 236V237H237ZM246 236V237H247ZM253 236V235H252ZM258 236V235H257ZM261 236V235H260ZM150 237V238H149ZM180 239H183L184 238V241H189V242H191V243H189L188 241L187 242H184L183 240H179L178 238ZM189 239H188V238ZM237 237V240L235 239ZM239 237H240V239H239ZM43 238H45V239H43ZM122 238H119V239H121L122 240ZM133 238V239H134ZM138 238H136V240H140V239H138ZM141 239H142V236L140 237ZM148 238V239H147ZM186 238V239H185ZM192 238H194V240L192 239ZM222 238V239H221ZM225 238V239H224ZM245 238V237H244ZM254 238V237H253ZM252 238V239H253ZM256 238H258V237H256ZM255 238V239H256ZM262 238H264V237H262ZM37 239V240H38ZM150 239V240H151ZM26 242H25V241ZM131 240V239H130ZM148 240V241H147ZM177 240H179V242H176ZM224 240V241H223ZM246 240V239H245ZM250 240V239H249ZM24 241V242H23ZM30 241V242H31ZM39 241V240H38ZM38 241H36L37 242V244H38ZM40 241V243L39 244H41L42 245V242ZM133 241V240H132ZM131 241V242H132ZM141 241V240H140ZM139 241V242H140ZM142 241H144V239H142ZM145 241H144V243H145ZM183 241V242H182ZM195 242V244H193L192 242ZM218 241H220V242H218ZM222 241H223V243H222ZM241 241V240H240ZM260 241V240H259ZM134 242V241H133ZM133 242H132V244H133ZM137 244L139 243V242H137V241H135ZM173 242H175V244L173 243ZM236 244H235V243ZM254 242V241H253ZM256 242V241H255ZM135 243V244H136ZM179 243V244H178ZM188 243V244H187ZM234 243V244H233ZM259 243V242H258ZM262 243V242H261ZM34 244V243H33ZM44 244V243H43ZM123 244H124V246H123ZM136 244V245H137ZM140 244L141 245H144V244H142L141 242H140ZM162 244H163V246H162ZM191 244H193L192 246H191ZM198 244V245H197ZM232 244L233 245H235V246H232ZM36 245V244H35ZM41 245H38V247H37V249L39 248V246L41 247ZM134 245V244H133ZM194 245H195V247H194ZM200 245V246H199ZM236 245H238L237 247H236ZM249 245V244H248ZM257 245V244H256ZM261 245V244H260ZM262 245H264V244H262ZM130 246L132 247V245H131V243H130ZM135 246V245H134ZM133 246V247H134ZM196 246H197V248H196ZM201 246V247H202ZM216 246V248H218V249H220V247H217ZM23 247H21V248H23ZM128 247L129 246H127V250H128ZM136 247V250L134 249L133 251H134V253L137 251V249H138V245L137 246H135ZM142 247V246H141ZM140 246H139V250H141L140 248H141ZM146 248L147 247V245H144L143 246V248ZM181 246H179V248H180ZM234 247H236V248H239L240 250L238 251L237 249H235ZM245 248H247L246 246H244ZM260 247V246H259ZM130 248V247H129ZM142 248V249H143ZM194 248V249H193ZM215 247L214 248H212V249H216ZM231 248H234V249H231ZM251 248V247H250ZM35 249H36V247H35ZM39 249H41V248H39ZM124 249V250H123ZM147 249V248H146ZM196 249V250H195ZM198 249V250H197ZM202 249V248H201ZM228 249V250H227ZM230 249V250H229ZM248 249V248H247ZM260 249V248H259ZM11 250V249H10ZM15 250H16V248H15ZM17 250H18V248H17ZM23 250H24V248H23ZM138 250V251H139ZM184 250H185V252H184ZM188 250V251H187ZM234 250H237L238 252H237V254H238V257H237V259H236V257L235 256H237L236 255V251H234ZM245 250V249H244ZM244 250L242 251V252H244ZM19 251V250H18ZM27 251H28V249H27ZM144 251H141V253L142 252H144ZM178 251H179V249L176 251L177 252V254H178ZM203 251V249L201 250V252ZM217 251V250H216ZM225 251V252H224ZM262 251H264V250H262ZM37 252V251H36ZM130 252H131V249H130ZM199 252V253H198ZM204 252H206V250H204L202 253H203V255L205 254ZM211 252H213V251H211ZM1 253V252H0ZM22 253V252H21ZM129 253V252H128ZM127 253V255H129ZM139 253V252H138ZM167 253V254H166ZM182 252L180 251V254H181ZM195 253V254H196ZM207 253V252H206ZM246 253H247V250H246ZM9 254V253H8ZM14 254V253H13ZM36 254V253H35ZM40 254V253H39ZM69 254V256L70 255H72L71 257H66L67 255ZM137 254V253H136ZM143 254V253H142ZM142 254H138V257H140V255H142ZM165 254H166V257H165ZM172 254V253H171ZM211 254V253H210ZM213 254V253H212ZM218 254H220V255H218ZM132 255H134V254H132ZM179 255V254H178ZM194 254H192L191 255V257H189V258H192V260L194 261V260H197L198 261V259L196 258V259H193V258H195V255L193 256ZM216 255H214L215 257H217ZM223 255V256H222ZM252 255V254H251ZM5 256V255H4ZM12 256H14V255H12ZM18 256V255H17ZM33 256V255H32ZM31 256V257H32ZM125 256H126V254H124L123 255V257L125 258ZM193 256V257H192ZM205 256V255H204ZM234 256V257H233ZM3 257V256H2ZM36 257V256H35ZM43 257V256H42ZM143 257H145V256H143ZM182 257V256H181ZM232 257H233V259H232ZM241 258L243 257L244 258V256H240ZM16 258V257H15ZM161 259H162V257H160ZM169 258H172L171 257V255H170V257ZM178 258V257H177ZM188 258V257H187ZM188 258V260H190ZM202 259H201V261H200V259H199V261H198V263H203V261H205L204 260V258L205 257H201ZM208 258H210V256L208 257ZM218 258V257H217ZM5 259H6V257H5ZM37 259V258H36ZM143 259V258H142ZM184 259V258H183ZM182 259V260H183ZM39 260V259H38ZM141 260V259H140ZM143 260H145L146 261V259L144 258ZM142 260V261H143ZM150 260V259H149ZM148 260V261H149ZM154 260V261H155ZM170 260V261H169ZM179 260V259H178ZM186 259H184L183 261H181V259L179 260V261H181V262H184ZM191 260V261H192ZM207 260V259H206ZM221 260H224L225 261V256H224V259L222 258V259H219L218 258V261H221ZM242 260V259H241ZM172 261H173V259H172ZM175 261V260H174ZM196 261V262H197ZM210 261V259L207 261V262H209ZM224 261H221L223 264H224ZM227 262V263H229V264H231V263H233V262ZM0 262H2L1 261V257H0ZM8 262V261H7ZM33 262V261H32ZM41 262V263H42ZM158 262V261H157ZM164 262V263H165ZM180 262V263H181ZM195 262V261H194ZM206 262V263H207ZM220 262V263H221ZM4 263V261L2 262V264ZM30 263V262H29ZM28 263V264H29ZM138 262H136V264H137ZM142 262L140 261L139 262V264H141ZM159 263V262H158ZM158 263H156V264H158ZM168 263V264H169ZM177 263H178V261H177ZM176 263V264H177ZM198 263H195V264H198ZM205 263V262H204ZM212 263V262H211ZM215 264L217 263V264H220V263H218V262H214ZM221 263V264H222ZM1 264V263H0ZM6 264V263H5ZM160 264V263H159ZM166 264V263H165ZM225 264H226V262H225ZM234 264V263H233Z\"/></svg>",
    "mask_w": 264,
    "mask_h": 264
},
{
    "label": "built area",
    "instance_id": "built-area-1",
    "mask_svg": "<svg viewBox=\"0 0 264 264\" xmlns=\"http://www.w3.org/2000/svg\"><path fill=\"white\" fill-rule=\"evenodd\" d=\"M264 65V63H262ZM232 121L229 118H222L216 126L210 131L212 139H219L222 136V132H227L231 128Z\"/></svg>",
    "mask_w": 264,
    "mask_h": 264
}]
</instances>
